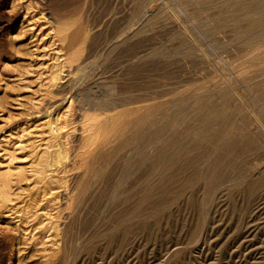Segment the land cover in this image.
I'll return each mask as SVG.
<instances>
[{
	"label": "rangeland",
	"instance_id": "obj_1",
	"mask_svg": "<svg viewBox=\"0 0 264 264\" xmlns=\"http://www.w3.org/2000/svg\"><path fill=\"white\" fill-rule=\"evenodd\" d=\"M22 1H24V2L22 3ZM30 1H31V3H29V4L32 6V9H30L29 11L24 10V8L22 6H24V5L26 6L27 3ZM30 1L29 0L28 1L27 0H21V1L20 0H11V1L10 0H0V3H1L0 4V8H1L0 9L1 10L0 11V38L3 37L2 39H0V67H1V69H0V104H1L0 105V125H1L0 126L1 127L0 128V175L1 174L3 175V173L8 171V170L10 171L11 175L13 172V175L11 178L12 184L10 183V187L8 188L9 190L7 189L4 192L5 198L2 196L1 191H0V199H1L0 200V214L6 215L7 213L8 214L11 213L12 210L13 211L15 210L18 212V213L15 212L16 213L15 214L12 211L11 214L13 217L10 216L11 214L9 216H6L7 218L4 217L5 215L4 216L0 215V228L2 227L0 230V235H1L0 236V243L2 242L0 245V249L3 250V252L0 250V257L1 256L3 257V258L1 257L2 259L0 260L1 261L0 264H4V263L5 264H55V263L56 264H66V263L67 264H264V191H263L264 186L259 187V183L256 184L257 180H258V182L264 180V174L262 175V177L260 179H256V180L255 179L251 180L250 178L246 179L247 177H244L246 174L245 170H248L249 168H253L255 165H258L260 163H264V155H263L264 154V148H263L264 147V145H263L264 144V140H263L264 139V107H263L264 106V86H263L264 85V76H261L259 74L260 69L256 68V67H253V69L249 73L244 75L245 77L243 75H237L235 73V67L237 66L236 63L238 61L237 59L244 56V54L247 51V46L244 44L245 35L239 33V29L241 27H243L244 25H247V24H245V23H247V21L244 20V21L240 22L239 24H237V26L228 27L226 29H223L222 31H220L221 26H219L221 24V21H223V19H225V18L227 19L231 15V12H233V13L239 12L241 10V6H237L233 9H228V10H227V8H212L211 7L208 10L207 4L208 3L212 4L215 0L214 1L213 0H211V1L210 0H152V1L148 0L147 3H145L146 0H133V1L132 0H109V1L108 0H81V1L80 0H78V1L77 0L76 1L75 0H66V2H65V0H56V3L55 2L53 3V0H50V1L49 0H41V1L30 0ZM139 1H140V4H139ZM143 1H145V2H143ZM17 2H19L20 4ZM75 2H76V5L74 4ZM78 2H80V3H78ZM68 3L71 5H75L76 8L74 6L69 5ZM49 4L51 5V7H49ZM143 4H144V6H143ZM17 5L19 6V8L17 7ZM35 5L36 6L38 5V7H36ZM47 5H48V7H47ZM67 5H69V8ZM82 5L83 6L85 5V6L83 7ZM199 6H200V8H199ZM71 7H74V9L78 13ZM80 7L82 9H80ZM138 7H140V9ZM143 7H147V8L154 7L153 16L147 14L146 16H144L142 18V16H141L142 10L141 9H143ZM161 7L164 9H162ZM50 8H52V9H50ZM77 8H79V9L77 10ZM14 9H15V11H14ZM84 9H86V10L82 13V11ZM34 10H37V12ZM79 10H81V11H79ZM4 11H6V12H4ZM10 11H11V13H10ZM53 11H55L56 13ZM60 11H63V12L60 13ZM223 11H225V12H223ZM2 12L5 14H3ZM21 12H22V14H21ZM27 12H28V14H27ZM64 12H65V14H64ZM75 13H76V16H75ZM38 14L39 15L43 14L41 18H40V16L38 18V19H40L39 21H41L40 23H39V21H37L38 19H36L38 17L37 16ZM67 14H68V16H66ZM228 14H230V15H228ZM15 15L17 17H15ZM24 15H25V17H24ZM46 15H48V16H46ZM55 15H56V17H55ZM22 16L24 18H26V17L27 18L24 19ZM43 16H45V17H43ZM60 16H62V18ZM49 17H50V19H49ZM54 17L55 18H57V17L61 18L60 21L62 20L63 21V22L61 21L62 23H64V21H65L66 24H68L71 21L69 23L70 25H68L69 26V32H68L69 34H73L77 30H79V31L81 30V33H82L81 37L75 41V43L73 44V47L71 48L72 50H70L69 53L65 49V43L58 40L59 39L58 36L60 35V32L58 30L59 24L57 23V20H55ZM217 17H220V18H217ZM11 18L13 20H11ZM45 18H46V21L44 20ZM51 18H52V20H51ZM63 18H64V20H63ZM77 18H80V19H77ZM48 19L50 21H48ZM219 19H220V21H219ZM140 21L143 23H141ZM144 21H146V22H144ZM216 21H217V23L218 22L219 23L217 24ZM31 22L34 24H37L34 29H30L31 28V27L29 28L30 25H27ZM20 23H22V24L20 25ZM38 23H39V25H38ZM45 24L47 26H45ZM77 24H79V25L82 24V26L84 25L85 27L80 26V27H82V29H81L79 27V25H77ZM213 24L215 27L213 26ZM19 25H20V27H19ZM241 25H243V26H241ZM24 26H26V27L24 28ZM77 27H79V29ZM18 28H20L22 32H20V29H18ZM28 28H29L30 34L27 32ZM55 28H57V31ZM245 28H246V26H245ZM48 29H50V30L52 29L53 31L51 30L52 31L51 32ZM262 29H263L262 27H258L256 29V32H259ZM18 30H19V32H18ZM37 30H38V32H37ZM82 30H83V32H82ZM41 31H42V34H41ZM45 31L47 32L48 35L45 34V36H44V33H46ZM79 31H77V32H79ZM7 32H9V33H7ZM20 33H22V34L20 35ZM51 33H53V34L56 33L54 35L55 36L57 35V37H55ZM86 33H87V36H86V38H84ZM222 33H224V34L222 35ZM18 35L20 36V38L21 37L22 38L18 39V37H17ZM24 35H26V36H24ZM33 35L34 36L36 35L35 38ZM83 35H84V37H83ZM188 36H189V39H187ZM36 37H37V39H36ZM115 37H117V38H115ZM31 38H32V40H31ZM90 38H91V40H89L90 41V43H89L88 39H90ZM38 39H41V40H38ZM46 40H47V42H46ZM57 42H59V43H57ZM118 42H120V43H118ZM47 43H48V45H47ZM50 43H53L54 45L58 44V47L56 45L54 46L53 44H52V46H53L52 47ZM49 44H50V46H49ZM83 45H85L86 47L85 48L82 47ZM23 48H25V50ZM41 48H42V50H40ZM91 48H92V50H91ZM56 49L59 51H56ZM60 50H63L62 52L64 54L67 52L68 55H72L71 65L75 69L72 66H70V64L66 63V65L63 69V71H64V76H62L63 80L61 82H62V84L64 83L63 84L64 86L66 85L67 89L65 88V90H64L63 89L64 86L60 82V84L58 86H60V88L63 87L62 90L58 86L51 87L49 90V91H51L49 93L52 94L53 100H55V101L50 100V98H51V97L49 98L50 94L48 97L45 98L46 100H44L43 96H41L40 94L43 95L44 93H42V92L44 90H47V88L49 86H51V83L49 84V81H50L49 79H50L51 73H53V68L56 66V63H57L56 57L60 53ZM51 51H53V52H51ZM83 51H84V53H83ZM76 52H78L77 55L74 54ZM224 52H225V54H224ZM54 55H56V56H54ZM21 56H23V57H21ZM29 56L31 58H29ZM47 56H48V58H47ZM84 56H86V57H84ZM87 56L89 58H92V60H90ZM50 57L52 59H55V62H54V60L52 61V59ZM233 57H234V59H233ZM83 58L88 59L86 65H85V66H87L86 71L88 73V76H87L88 79L86 78V79L81 80L80 77L82 75V69L83 68L82 69L76 68V64H77V62L80 63L79 61H81ZM202 58H203V60H202ZM203 61H205V63H203ZM72 63H75V64H72ZM94 63H96L98 66ZM204 64H207L209 68H207V66ZM38 66H41V67H38ZM44 66H45V68H44ZM50 66H51V69L49 68ZM77 66H78V64H77ZM15 67L17 69H15ZM95 67H97V68H95ZM46 68H48V69H46ZM89 68H91L90 71H89ZM18 69H20V70H18ZM34 70L36 71V73ZM70 72H71V74L68 75ZM27 73H28V76L26 75ZM32 73L35 75H33ZM232 73H234V74H232ZM20 74H22V75H20ZM42 75L45 77H42ZM47 75L48 76L50 75V76L47 77ZM218 77H220L219 80L221 82L218 80ZM261 77H263V78H261ZM36 78H37V80H36ZM42 78L43 79L45 78V79L43 80ZM33 80H34V84H33L34 87H33V85H31L33 83ZM39 80L42 82L41 83L38 82ZM245 80H246V82H245ZM29 81H30V83H29ZM89 81H91V82H89ZM100 81H102V82H100ZM208 82H209V84H208ZM216 82L221 83L222 87L220 89L219 88H213L214 85L216 84ZM8 83H9V85H8ZM42 83L44 86H41ZM46 83L48 84V86L46 85ZM35 85H37V86H35ZM26 86H28V87H26ZM46 86H47V88H45ZM255 86L257 89L255 88ZM78 87H79V90H78ZM203 87H204V90L206 87V91L203 90ZM28 88H30V89H28ZM35 88L37 91L35 90ZM52 88H53V90H52ZM24 89H26L27 91ZM30 90H32V91H30ZM54 90H55V92H54ZM86 90H87V92H86ZM115 90H116V92H115ZM33 91H36L35 96H34ZM61 91H64L63 92L64 95L67 94L68 91L70 93L68 92L69 94H67V96L65 95L66 97L63 96V98H65V99H63V98H61L62 97L61 94H63V93H61ZM31 92H33V93H31ZM72 92H73V94L71 95ZM82 92H84V93H82ZM54 93H56V96ZM76 93H79V94H76ZM30 96H32V97H30ZM73 96L75 97V99L72 98ZM55 97H57L58 100ZM70 98H72L74 100L72 106L75 107V109H73V110H72L73 107L69 108V106L71 105ZM81 98L85 102H83V101L81 102ZM62 99L65 100L64 101L65 104L63 107L64 109H62V111L66 110V109H70L72 111L71 112V111L66 110V112L63 111L62 114L65 116L64 113H66L67 118L69 117L68 113H69V115H71V113L74 114L73 119L75 122L71 125V127L70 126L69 127L71 128V130H73L75 132H74L73 138H69L68 140H67V137L65 134H64L65 136L63 135V137H62V140H65V138H66V141H62V142L65 143L64 146L66 145L65 147L68 151V155H69L68 156L69 157L68 166L69 167H67L66 171H62V168H60V167L58 168V167L53 165L54 168H56L58 170L56 172V169H53V166L52 167L49 166L50 162H51V158H49L50 157V150H49L50 145H48V144H50V140H49L50 136H49V134H46L47 129L45 128L46 129L45 130L43 127H41L42 126L40 124L41 121L35 120L33 122L31 120V118H29V115H28L29 112L28 111L32 110L34 113L43 112L46 109H48V107H49L47 105V103H49V102L55 103V102H58ZM33 100H36L37 102L40 100L39 103L41 104V102H42L43 105H40V104L38 105L35 101H34L35 103L33 102V104H32ZM66 100H68V101L66 102ZM225 100H227V102ZM229 101H230V104H227ZM28 102H30L32 105L28 104ZM147 102H154L156 104V107H157V113L152 120H149V119L144 120L145 119L144 118V119H142L143 121H141V119H137L139 117V116H137V114H135V113L132 114L131 112L130 113L128 112L126 114H128V115L130 114L129 115L130 118L128 115H126V117L124 119L125 122H123L122 125L125 124L126 127H128L129 129H126L125 125L122 127V125L119 124V126H116V129L118 130L117 132H115L116 130L113 132L112 131L113 129L111 130L112 133L109 132L110 130L108 131L110 134L107 131H105L108 133L107 135H109L110 140L107 139L108 137H107V135H104V132H103V134H101V139L102 138L104 139V141L101 140V143L105 142L106 139H107V141H110L109 144L107 141H106L107 143H105L106 147H107V145H109V147H108L109 150L105 151L106 148L103 147L104 149H103V151H101L102 149L99 148V150L101 149L100 152H99V150L97 151L99 154H97V152L94 151L89 155V157H88L89 159L87 158L88 155L86 153H83L80 150L81 149L80 147L83 146L84 141H85V140L82 141V138L84 137V139H85L84 135L87 134V132L84 134V130L82 129L83 127H81V126H83V120L81 121L82 124L80 122V119H83L82 115L84 113L88 112V114H92L93 112H95L93 114L96 116V113L100 112L101 113L100 118L102 120V119H104V118H102L104 114H109V113L111 114L113 112L120 111V109L122 110L125 108H130V107L132 108L135 105L144 104ZM237 104L239 107L236 106ZM27 105L31 106L32 109H30V107H28ZM233 105H235V106H233ZM45 106H48V107L43 108ZM77 106H78V108H77ZM228 106H230V107H228ZM17 107H20L21 109L23 107V109L21 110ZM37 107H39V109ZM83 107H84V109H83ZM224 107H226V109H224ZM229 108H231V109H229ZM25 109H26L27 114L25 113ZM206 109H214L215 111H220V112L227 111L228 112L229 117L231 119L230 120L231 123L228 125H230L229 126L230 129L232 128V126H234L235 129L233 127V130H235L236 132H234L232 129L230 130L229 127L227 128V126L223 127L225 130L224 132L228 131V129H229V131H228L229 133L228 132L227 133L229 135H231L230 137L227 136L228 142H226V143L227 144L229 143L228 145L234 146L236 151L233 148L234 150H231V151L222 150V152H221L218 150H213L214 149L212 147L213 145L211 143H208L207 141H204L202 143V137H201V134L199 133V131H202L204 124L201 122L202 119L200 120L199 116ZM128 110H130V109H126V111H128ZM32 111L30 113H33ZM232 111H233V113H232ZM247 111H248V113H247ZM21 112H23V113H21ZM98 113H97V115L99 116L100 113L99 114ZM160 113H162L163 115ZM165 113L168 115H166ZM243 113L245 115L247 113L248 116H245ZM23 114H25V115L23 116ZM231 114L234 115V117L233 116L231 117ZM63 115H62L63 119L61 120V125L64 123V126L66 125L65 127H67V124L65 123L67 118L64 119ZM77 115H79L80 117ZM238 115L240 116L241 119L238 117ZM25 116H27L29 119ZM159 116H164V117L160 118ZM181 116H182V118H180L181 119L180 120L179 117H181ZM131 117L134 118V120L136 119L134 123H133L134 120L132 121ZM176 117H178V118H176ZM244 117L246 119V122L244 120ZM126 118L128 119L127 122H126ZM13 119H15V120H13ZM78 119H79V122H78ZM171 119H172V121H171ZM137 120L138 121L140 120L141 122L140 121L139 122L141 124H139V122L136 123ZM147 120H149V121L147 122ZM175 120H176V122H175ZM242 120H244V121H242ZM27 122H29L30 124ZM35 122H36V124H35ZM143 122L148 123V125H146V124L144 125ZM151 122H153V123H151ZM251 122H252V124H251ZM149 123L153 127L152 128L150 126L151 129H153V130L149 129L150 132L148 130V128H150ZM177 123H178V125H176ZM133 124H134V127H133ZM137 124L141 125V126H136ZM152 124H155V125L153 126ZM221 124L225 125L220 120V121H216L215 123L209 124L210 125L209 127H210V129L217 130V129H219L217 127V125L221 126ZM32 125L33 126L35 125L34 127L36 130L32 127ZM73 125H78V126H76L78 129H79V125H80L81 128L78 130ZM127 125H129V126H127ZM211 125H212V127H211ZM238 125L240 127H238ZM248 125H249V127H248ZM257 125H258V127L260 126L259 127L260 129L257 127ZM11 126H12V128H11ZM72 126L75 127V129ZM120 126H121V128H120ZM142 126H143V129H142ZM213 126H215L216 128ZM246 126H247V128H249L248 130L251 129L250 130V131H252L251 136H250V134H248V136L247 135L245 136ZM39 127L41 129H43L42 130L43 133L41 132V129H39ZM65 127H64V129H65ZM136 127H137V129H139V128L142 129V131L144 130V127H145V129H147L148 133L146 130L143 131L144 133L146 131V133H145L146 135L141 130H140L141 133L137 129L133 130ZM17 128H19V129H17ZM32 128L34 130H32ZM185 128L187 131L185 130ZM240 128H242L241 129L242 133L239 131ZM243 128H245V130ZM64 129H63V131L65 132ZM81 129H82V132H81ZM220 129H221V127H220ZM256 129H259L260 132L257 131ZM24 130H27L28 132L31 131L32 133H30V135L26 134L27 132L25 131L26 132L25 133ZM44 130H45V132H44ZM123 130H125V131L123 132ZM136 130L138 131V133L136 132ZM237 130H238V132H237ZM242 130H244L245 132ZM131 131H135V132L133 133ZM152 131H154V132H152ZM190 131H192V135H191ZM193 131H194L195 135L193 134ZM261 131L263 132V134H261L262 133ZM39 132H41V133H39ZM254 132L255 133L259 132V133L258 134H252ZM22 133H23V135H22ZM80 133H83V134H81V136L83 135L82 137L80 135L78 136V134H80ZM124 133H128L129 136L132 135V138H130L131 136L129 137V136H127V134L125 135ZM197 133H198V135H197ZM32 134H33V136H31ZM112 134H115V135L111 136L112 138H110V135H112ZM19 135H20V138L23 136V138H22L23 141H20V142L23 144H25L24 142H26V145H25L26 147H24L23 144H21L19 142V140H22L19 138ZM43 135H46V136L44 137ZM117 135H118V137H117ZM160 135L162 136L161 138H160ZM174 135H175V137L181 136L182 138H184L185 142L186 143L189 142V144L190 143L192 144L194 141H197L194 143L200 144L201 149L199 148L196 150V152L194 151V153L193 152L190 153L192 156V159H191L189 153H188L189 156L187 154L186 155L185 154L180 155V156H177L180 160H178L179 162H177L176 165L175 164L172 165V162H171L168 166L167 163L170 159L169 155L171 152L166 151V149H167V146H170V144L175 140ZM234 135L235 136L237 135V136L235 137ZM240 135L242 138L240 137ZM260 135H262V136H260ZM25 136H27V137H25ZM41 136L45 139V141L49 140L48 141L49 143L47 141L45 142ZM104 136H106L107 138H104ZM135 136H137V138ZM155 136L156 137L159 136L157 138L160 141ZM197 136L198 137L200 136L201 139L198 138ZM254 137L259 139V140H256L257 145L250 144V139L252 141V138H254ZM33 138H35V139H33ZM129 138L131 140H129ZM189 138H191V139H189ZM246 138L247 139L249 138V139L247 140ZM260 138H262V140ZM124 139H127V140H124ZM144 139H146V140H144ZM147 139L149 140V142H147L148 141ZM240 139H241V142L239 141ZM243 139L246 141V143L244 142ZM170 140H173V141H171V143H170ZM242 140L244 143L242 142ZM16 141H18V142H16ZM232 141H233V143H232ZM235 141H236V146H235ZM247 141H248V143H247ZM262 141H263V143H262ZM44 142L46 144H44ZM80 142H82V143H80ZM139 142H141V143H139ZM41 143H43V144H41ZM71 143L76 148L79 145L78 149L79 148L80 149L79 150L77 149V151H76V148L72 147ZM201 143L206 145V147L204 145L201 146ZM1 144H2V146H1ZM29 144H30V147H29ZM76 144H77V146H76ZM145 144H146V146H145ZM156 144H158V145H156ZM244 144H247V145H244ZM138 145H140L141 147ZM153 145H155V146L153 147ZM258 145H260L259 146L260 148L258 147L259 149L257 148ZM262 145H263V147H262ZM17 146H19V148H20V146H23L22 148L24 149V153H23V149L22 148L18 149ZM31 146H33V147H31ZM44 146L47 147L46 150L48 149V153L44 149L45 148ZM165 146H166V148H165ZM178 146L184 147V145L182 143H180V145H178ZM142 147H143V149H141ZM245 147H246V149H245ZM35 148H36V150H35ZM12 149H15L14 152ZM28 149H29V151L27 152L26 150H28ZM37 149L39 152L37 151ZM86 149H87V147H86ZM136 149H137V154H136ZM145 149L147 152L144 151ZM202 149H204L205 153H204V151H202ZM20 150H22V151H20ZM83 150H84V152L87 151L85 149H83ZM207 150H210L211 153H209V151L207 152ZM253 150H254V152H252ZM257 150L259 152L260 151L261 152L260 153L255 152ZM19 151L22 153H20ZM225 151H227V152H225ZM4 152H8V153L6 154ZM15 152L18 154H16ZM41 152L44 154L47 153V154H45L47 156H45L43 154L41 155ZM76 152H79V155ZM95 152H96V154H94ZM105 152H106V154H104ZM233 152H235V153H233ZM246 152H249V154H247ZM70 154H71V157H70ZM75 154H77L78 157L80 156V158H82L81 157L82 155H85V156L87 155L85 157V159L87 158L86 160H88V161L85 162L84 160H82V162L84 161V163L87 164L92 160L91 161L92 163H89L90 166L88 164L85 166V164H84L85 167H82V165L80 167L79 162H81V160H80V158H78L80 161L77 160V155L75 156ZM203 154H204V156H203ZM251 154H252V156H251ZM258 154H260L261 157ZM7 155L9 157V159L7 158ZM199 155L202 157L200 158ZM232 155L235 157V159H234V157H232ZM256 155L259 156L260 158L255 157ZM74 156L76 158H73ZM105 156L107 158H110V166L106 167V168H105V166L109 165V163H108L109 161L107 162L108 159ZM126 156H127V159H126ZM161 156H162V158H161ZM183 156H185V157H183ZM193 156L195 158H193ZM2 157H4L5 159H3ZM96 157H98V158H96ZM99 157L101 158V160ZM182 157L184 158V160H182L183 159ZM189 157H190V159H189ZM197 157H199V159ZM228 157H229V159H228ZM237 157H238V159H236ZM246 157H247V159H246ZM25 158H28V159H25ZM43 158H45V160H47V161H45ZM92 158H94L95 161ZM102 158L104 160H102ZM159 158H160V160H159ZM219 158L223 159L222 167H224V168L216 167L217 165L213 164L214 163L213 160L216 161ZM239 158H241L240 163H239ZM13 159H15L16 161H14ZM18 159H21V160H18ZM37 159H39L38 160L39 162L37 161ZM82 159H84V158H82ZM157 159L161 163L156 161ZM243 159H245V161H242ZM259 159L263 162H261ZM24 160H27V161H24ZM75 160H76V162H75ZM96 160H98L100 162L98 163V161H96ZM192 160H195L196 163H195V161H194V163H192L193 162ZM224 160L225 161L227 160V161L225 162ZM228 160H231V161H228ZM70 161H72V163ZM102 161H104V162H102ZM189 161L191 162V164L188 163ZM200 161L202 164L200 163ZM41 162L43 164H40ZM45 162H47L49 165ZM96 162H97V164H96ZM144 162H146V163H144ZM152 162L153 163L156 162L155 164L159 163V166L156 168V171H158V172L154 171L155 174L154 173L151 174V172H152L151 169H152V165H153ZM224 162L226 163V165ZM231 162H233V163L231 164ZM241 162H243L244 165L246 164L245 165L246 167H243V164L240 165ZM7 163H9L8 167H7ZM162 163H163V165H162ZM81 164H83V163H81ZM91 164H93V165L96 164V166H93V165L91 166ZM105 164H107V165H105ZM127 164H128V166H127ZM180 164H181V166H180ZM188 164H189V166H188ZM237 164H239V165H237ZM17 165L19 166V168L22 167L21 169L23 170V173H24L22 177H24V178H22V177L20 178L18 176L16 177V174H17L16 168L18 167ZM26 165H27V167L29 166L27 169L25 167ZM46 165H48L49 167ZM161 165H162V168H160ZM183 165H184V167H183ZM213 165H215L216 168ZM233 165H237L236 169L239 168L238 169L239 171L236 169H233L234 170L233 172L230 171L232 169L229 170L231 173H233L232 175L235 177L233 180L231 179L232 175H230V174H228L229 176L227 175V173H230L229 171L224 173V175H225L224 179L225 180L221 181L222 183L220 185L217 182H215L214 179L208 177V175L213 173L214 170H217L218 168L223 170V169H225V166L226 167H229V166L232 167ZM101 166H104V168ZM166 166H167V169H166ZM207 166L209 167V169ZM241 166L243 167L242 171H240V168H242ZM40 167L42 169H44L43 170L44 174H43ZM79 167H80V169H79ZM89 167H91L92 173L94 171H96L93 174L97 175L98 178L100 177L99 179L97 177H94V175H92V173H90L91 172V170H90L89 175H92L94 177L91 180L92 176L88 175V170H87V169H90ZM92 167H94V168L96 167V169H97V167H99V168H101V170L103 172L101 173V170L99 168L98 169L100 171L99 170L97 171L96 169H93ZM126 167H127V169H126ZM129 167H131V168L129 169ZM172 167L174 168V170H176L177 173H175V171L173 170ZM175 167H177V168H175ZM193 167H195L194 170L197 171V173L195 171H194L195 173H193ZM38 168H39V170H38ZM84 168L85 169L87 168V169L85 170ZM171 168H172V170H171ZM28 169H29V172L27 171ZM35 169L37 171H35ZM75 169L77 170V172ZM103 169H105V171ZM168 169L170 172L172 171L171 174L169 173ZM180 169L182 170V172L184 170V172L185 173L187 172V173L182 174ZM1 170L3 173L1 172ZM46 170L49 171L48 174H47ZM70 170H72V173ZM84 170L86 171L88 177L85 174ZM31 171H32V173H31ZM59 171L62 173L64 172V173L60 174ZM125 171L127 173H125ZM163 171H167V172H163ZM173 171L175 173V176L177 175L176 176L177 178L173 177V175H172V174H174ZM199 171H200V176H198ZM25 172H27V173L25 174ZM33 172H35V173H33ZM98 172H100V174H102V175H100ZM189 172H191V175L189 174ZM234 172L239 175V178L242 177L239 181L242 180V182H244V183H242V182L240 183L237 180L238 185L242 184L241 187L234 185V183H235L234 180L239 179L236 177L238 175L234 174ZM83 173L85 174V176L83 175ZM31 174L35 175V176L33 175L35 180L33 179ZM125 174H126V176H125ZM162 174H163V176L165 174V176L163 177L164 179L161 177ZM166 174H167V176H166ZM187 174L189 175V177H187L188 176ZM58 175H60V176H58ZM122 175H123V177H122ZM178 175L180 176V178L182 180L180 178H178L179 177ZM183 175H185V177ZM1 176H0V178H1ZM101 176H102V178H101ZM171 176L174 180L171 178ZM233 176H232V178H233ZM29 177H30L29 180H31V178L33 180L28 181L27 179ZM117 177H119V179L122 178V181L126 178L123 181L124 183L126 182L125 183L126 185L122 186V185H124V183L121 180H119ZM165 177H167V179ZM168 177L171 179H168ZM186 177H187L186 180H188L187 182H190L193 179L190 177H194V179L192 180L195 182L194 184L195 185L197 184L196 186H198V184L200 183V185L198 187H196L195 185L191 186L190 184L185 182L186 180L184 178H186ZM13 178L15 179L14 180L15 184H13ZM53 178H55L56 180L58 179V180L56 181ZM87 178H89L90 180ZM96 178L99 181V183H98L99 187L97 186V183L95 182V181H97ZM128 178H129V180H128ZM205 178H207V179H205ZM110 179L112 181H110ZM148 179H150V180H148ZM161 179H162V182L163 181L165 182V184L162 186H161L162 182H160ZM165 179H166V181H165ZM198 179H200V180L198 181ZM210 179H211V181L213 180L212 182L213 183L215 182L216 184L215 183L214 184L217 186H215L212 182H210ZM115 180L116 181L119 180L118 182H121V184L122 183L123 184L121 185L120 183L116 182ZM126 180H128V181H126ZM139 180L141 182H139ZM206 180H207V182H206ZM253 180H255V181H253ZM59 181H61V183ZM90 181L92 182V185L90 184L91 183ZM108 181H110V183ZM249 181H250V183H249ZM251 181H253L252 184H251ZM93 182H95L94 184L96 186L93 184ZM166 182H167V184H170L171 186H174V187L172 188L170 185H167ZM232 182H234V183H232ZM245 182H246V184H245ZM107 183L110 186H107L108 185ZM112 183H115V184L118 183V184L115 185ZM179 183H181V185H179ZM224 183H225V185H227V183H228V185L225 186ZM253 183L255 184L256 187L254 189H250V187L253 185ZM37 184L40 186H38ZM47 184H48V186H47ZM119 184L121 185L120 187L117 188L119 191L116 190V188L113 189V187H117V185L119 186ZM158 184H160V185L158 186ZM12 185H15V186L13 187ZM87 185H90V186H87ZM93 185L95 187H93ZM100 185H102V187H100ZM150 185H153L154 188ZM166 185L168 187L170 186L172 188V189L169 188L172 192H170V190L167 191L168 187H166ZM175 185H177L178 189H180V193H179V190H177V187ZM185 185H187V186H185ZM247 185L250 187H248ZM81 186H83V188H80L78 190L75 188V187L79 188ZM182 186H183V188H182ZM73 187L75 189H73ZM89 187L92 188V189L90 188L92 191H93V189L96 188L94 194L91 193L92 191L89 189ZM158 187H161V188L159 189ZM163 187L165 189H162ZM97 188H99V189H97ZM100 188H103L104 190L100 189ZM121 188L122 189L124 188V189L121 190ZM132 188L133 189L135 188V190L136 189L137 190L133 191ZM189 188H191L192 190L191 189L189 190ZM260 188H261V191H260ZM49 189H51L50 193H49V191H50ZM85 189L87 190L86 192H85ZM130 189H132V190H130ZM151 189H153V190L155 189V191H153V190L151 191ZM161 189H162V192H161ZM217 189H218V191H217ZM230 189L232 190V193H231ZM257 189H259V190H257ZM83 190L85 193L84 192L81 193ZM96 190H97V192H96ZM106 190L107 191H110V190L114 191L115 190L118 193L112 192L114 194V195H112L111 192H110V194L108 192V194H107ZM125 190L126 191L130 190L131 192L130 191H128V192L130 193L131 196ZM228 190H230V191H228ZM53 191H54V193H53ZM73 191H75L76 193ZM123 191H124V194L127 193V194H125L127 196H125V197L122 196V195H124ZM176 191H177V193H176ZM184 191H185V196H184ZM189 191H190V194H189ZM192 191H196V192L192 193ZM87 192L88 193L90 192V193L86 194ZM103 192H104V194H103ZM142 192H144V193H142ZM151 192L154 194L156 193L155 196L151 197L153 195ZM167 192H168V194H167ZM181 192H182V194H183L182 196L184 198L182 196H179V195H181ZM251 192H253V193H251ZM55 193H57V194L55 195ZM97 193H98V195H97ZM100 193H101V195H100ZM169 193L170 194L172 193L173 195L175 194L176 197H175V195L173 196L172 194L170 195ZM51 194H53V195H51ZM77 194H80V195H77ZM115 194H117L119 196L117 197V195H115ZM145 194H147V195H145ZM159 194H162V195H159ZM46 195H47V197H46ZM104 195H105V197H104ZM108 195H109V198L106 197ZM110 195H112L113 197ZM193 195H194V197H193ZM202 195H203V197H202ZM16 196L19 197L20 199L17 198ZM49 196H50V198L55 196L53 198L55 200H53L52 198L51 199L48 198ZM144 196H146L145 198H147L145 201H143L145 199ZM158 196L159 197L162 196V197L158 198ZM195 196H197V198ZM9 197H10V199H12L11 201H10ZM122 197H124V198L122 199ZM130 197H132V198H130ZM6 198H7V200H6ZM99 198L101 200L103 198V201L106 200L105 203L103 201L99 200ZM127 198L128 199L130 198V199L128 200ZM141 198L142 199L144 198L142 200V202H140ZM70 199L71 200L75 199V200H72V202H71ZM163 199H164V201H163ZM38 200H39V202H38ZM82 200H84V201H82ZM113 200H115L116 202ZM154 200H156V201H154ZM7 201L9 202V204H7L8 203ZM76 201H77V203H76ZM117 201H118V203H117ZM138 201L140 202V204L138 203ZM165 201L167 203H170V208H169L168 204H167L168 206L165 205V203H164ZM177 201L178 202L180 201V202L178 203ZM54 202H55V204H54ZM73 202H75L74 205L72 204L74 207H72V205H71V203H73ZM106 202H108V203H106ZM174 202L177 204H175ZM50 203H52L53 205H51ZM99 203L100 204L102 203L101 206L103 205L101 209H100L101 206L99 205ZM110 203H111V205H110ZM141 203H143L144 205H142ZM77 204H78V206H77ZM105 204H106V206H105ZM4 205H7L6 207L9 208L10 210L7 209ZM8 205H10L11 207ZM12 205L15 208H13ZM135 205L139 209L141 208L140 211L138 208H135L136 207ZM139 205H141V207H139ZM19 206H21V207H19ZM76 206L79 208H77ZM2 207H4V208H2ZM34 208H36V209H34ZM55 208H57V209H55ZM216 208H217V210H216ZM3 209L4 210L6 209V210L4 211ZM52 209H55V210L53 211ZM135 209H137L139 212L136 211ZM7 210H8V212H7ZM55 211L57 212L56 214H55ZM133 211H134V213H132ZM25 213H27V214H25ZM135 213H137V214H135ZM46 214H47V216H46ZM24 216H25V218H24ZM49 216H52L51 218L53 220L56 219L55 221L57 223L55 221H53L52 219H50ZM31 218L33 220L29 221V219H31ZM37 220H38V222H37ZM46 220H47V222H46ZM48 220H49V222H50V220H52V222H50V224H49ZM69 221H72V222L70 223ZM42 222H43V224H42ZM39 224H41V225H39ZM22 225H24V226H22ZM25 225H27V227ZM49 225H50V227H49ZM60 225H62V228ZM99 225H101L102 227ZM38 226H40V229ZM45 226L47 227L48 231L45 229L46 228ZM59 226H60V228H59ZM3 227L6 228L7 230L6 229L4 230ZM49 228H51L52 230L51 229L49 230ZM33 229H35V230H33ZM61 230H62V232H61ZM21 231H24V232H21ZM30 232H32V234ZM58 233H59V235H57ZM63 234H65V235L63 236ZM107 235H108V237H107ZM36 236H37V238H35ZM17 237H18V239H17ZM20 237H22V238H20ZM26 237L28 240L26 239ZM41 239H42V241H41ZM11 241H13V242L11 243ZM17 242H18V244H17ZM50 242H52V243H50ZM82 244H84V245H82ZM36 245L39 246L38 249H37ZM46 246H48V247H46ZM27 247H29V248H27ZM177 247H179V248H177ZM180 248H181V250H180ZM173 249H177V251L174 252ZM32 250H34V251H32ZM38 250L40 251V253ZM179 250H180V252H179ZM84 251H86V252H84ZM21 252H23L24 254ZM30 252L32 255L30 254ZM34 252H36V253H34ZM2 253H3V255H2ZM17 254H18V256H17ZM42 258H44V259L42 260ZM19 259H20V261H19ZM3 260H4V262H3ZM27 260H28V262H27ZM54 261H55V263H54Z\"/></svg>",
	"mask_w": 264,
	"mask_h": 264
},
{
	"label": "bare ground",
	"instance_id": "obj_2",
	"mask_svg": "<svg viewBox=\"0 0 264 264\" xmlns=\"http://www.w3.org/2000/svg\"><path fill=\"white\" fill-rule=\"evenodd\" d=\"M11 1V0H10ZM21 1V0H20ZM28 1V0H27ZM30 1V0H29ZM33 1V0H32ZM39 1H41V0H39ZM50 1V0H49ZM76 1V0H75ZM78 1V0H77ZM81 1V0H80ZM109 1V0H108ZM133 1V0H132ZM150 1H152V0H150ZM211 1V0H210ZM214 1V0H213ZM24 1H22V3H23ZM56 3V0H53V3ZM65 2H66V0H65ZM70 2V1H69ZM143 2H145V1H143ZM148 2V0H146V2L145 3H147ZM154 2V1H153ZM190 2V1H189ZM197 2V1H196ZM208 2V1H207ZM16 3V2H15ZM17 3H19V2H17ZM26 3V2H25ZM29 3H31V1L30 2H28L27 3V5L25 6H22L23 8H24V10H26V11H29L30 9H32V6L29 4ZM35 3V2H34ZM71 3V2H70ZM73 3V2H72ZM78 3H80V2H78ZM83 3V2H82ZM91 3V2H90ZM1 4V3H0ZM4 4V3H3ZM20 4V3H19ZM18 4V5H19ZM69 4V3H68ZM75 5H76V2L74 3ZM126 4V3H125ZM139 4H140V1H139ZM11 5V4H10ZM15 5V4H14ZM17 5V7L19 8V6ZM22 5V4H21ZM54 5V4H53ZM69 5H71V4H69ZM69 5H67L68 6V8H69ZM75 5H71V6H74L75 8H76V6ZM78 5V4H77ZM81 5V4H80ZM89 5V4H88ZM149 5V4H148ZM16 6V5H15ZM36 6V5H35ZM64 6V5H63ZM66 6V5H65ZM83 6V5H82ZM85 6V5H84ZM83 6V7H84ZM143 6H144V4H143ZM237 6H241V10L239 11V12H236V13H233V12H231V15L230 14H228V15H230L227 19L225 18V19H223V21H221V24L219 25V26H221V30L220 31H222L223 29H226V28H228V27H235V26H237V24H239L240 22H242V21H247V23H245V24H247V25H241V26H243V27H241L240 29H239V33H241V34H243V35H245V40H244V44L247 46V51H246V53L244 54V56H242V57H240L239 59H237L238 61H237V66L235 67V73L237 74V75H246L247 73H249L252 69H253V67H256V68H259L260 69V75L261 76H264V0H215L212 4H207V9L209 10V8H227V10L228 9H233V8H235V7H237ZM36 7H38V5L36 6ZM46 7V6H45ZM47 7H48V5H47ZM49 7H51V5L49 4ZM74 7H71V8H73L74 9ZM89 7V6H88ZM87 8V7H86ZM139 9H140V7H138ZM162 8V7H161ZM199 8H200V6H199ZM1 9V8H0ZM10 9V8H9ZM12 9V8H11ZM34 9V8H33ZM50 9H52V8H50ZM49 9V10H50ZM72 9V10H73ZM79 8H77V10H78ZM80 9H82L81 7H80ZM110 9V8H109ZM156 9V8H155ZM162 9H164V8H162ZM75 10V9H74ZM86 9H84L83 11H82V13L85 11ZM142 10V13H141V16H142V18L144 17V16H146L147 14L148 15H151V16H153V14H154V7H151V8H147V7H143V9H141ZM211 10V9H210ZM222 10V9H221ZM225 10V9H224ZM236 10V9H235ZM1 11V10H0ZM14 11H15V9H14ZM34 11H36L37 12V10H34ZM51 11V10H50ZM76 11V10H75ZM74 11V12H75ZM79 11H81V10H79ZM4 12H6V11H4ZM24 12V11H23ZM35 12V13H36ZM53 12H55V11H53ZM61 12H63V11H60V13ZM77 12V11H76ZM223 12H225V11H223ZM228 12V11H227ZM3 13V12H2ZM10 13H11V11H10ZM40 13V12H39ZM43 13V12H42ZM56 13V12H55ZM78 13V12H77ZM229 13V12H228ZM3 14H5V13H3ZM14 14V13H13ZM21 14H22V12H21ZM24 14V13H23ZM27 14H28V12H27ZM34 14V13H33ZM47 14V13H46ZM63 14V13H62ZM64 14H65V12H64ZM163 14V13H162ZM42 15L43 14H41V15H37L38 17L36 18V19H38L39 18V16H40V18L42 17ZM49 15V14H48ZM48 15H46V16H48ZM82 15V14H81ZM120 15V14H119ZM118 15V16H119ZM178 15V14H177ZM192 15V14H191ZM20 16V15H19ZM50 16V15H49ZM66 16H68V14L66 15ZM75 16H76V13H75ZM79 16V15H78ZM135 16V15H134ZM163 16V15H162ZM213 16V15H212ZM217 16V15H216ZM15 17H17L16 15H15ZM14 17V18H15ZM23 17V16H22ZM24 17H25V15H24ZM23 17V18H24ZM31 17V16H30ZM43 17H45V16H43ZM55 17H56V15H55ZM54 17V18H55ZM61 18H62V16H60ZM116 17V16H115ZM201 17V16H200ZM203 17V16H202ZM27 18V17H26ZM26 18H24V19H26ZM58 18V19H57ZM57 18H55V20H57V23L59 24V27H58V30H59V32H60V35L58 36L59 37V39L58 40H60L61 42H64L65 43V49L68 51V53L70 52V50H72L71 48L73 47V44L75 43V41L78 39V38H80L81 37V30L79 31V30H77V31H79V32H74L73 34H69L68 32H69V26L68 25H70L69 23L71 22H69L68 24H66L65 23V21H64V23H62L61 21H60V19L61 18H59V17H57ZM147 18V17H146ZM145 18V19H146ZM158 18V17H157ZM217 18H220V17H217ZM8 19V18H7ZM49 19H50V17H49ZM48 19V21H50ZM77 19H80V18H77ZM84 19V18H83ZM141 19V18H140ZM144 19V20H145ZM203 19V18H202ZM11 20H13L12 18H11ZM10 20V21H11ZM29 20V19H28ZM40 19H38L37 21H39ZM45 21H46V18L44 19ZM51 20H52V18H51ZM63 20H64V18H63ZM67 20V19H66ZM142 20V19H141ZM152 20V19H151ZM33 21V20H32ZM44 21V22H45ZM69 21V20H68ZM77 21V20H76ZM167 21V20H166ZM218 21V20H217ZM217 21H216V23H217ZM219 21H220V19H219ZM17 22V21H16ZM24 22V21H23ZM30 22V21H29ZM41 21H39V23H40ZM80 22V21H79ZM109 22V21H108ZM138 22V21H137ZM141 22V21H140ZM144 22H146V21H144ZM199 22V21H198ZM209 22V21H208ZM28 23V22H27ZM26 23V24H27ZM39 23H38V25H39ZM46 23V22H45ZM50 23V22H49ZM52 23V22H51ZM106 23V22H105ZM116 23V22H115ZM139 23V22H138ZM141 23H143V22H141ZM140 23V24H141ZM215 23V22H214ZM219 23V22H218ZM217 23V24H218ZM7 24V23H6ZM11 24V23H10ZM22 23H20V25H21ZM25 24V25H26ZM43 24V23H42ZM48 24V23H47ZM72 24V23H71ZM147 24V23H146ZM145 24V25H146ZM175 24V23H174ZM205 24V23H204ZM208 24V23H207ZM20 25H19V27H20ZM27 25H30L29 26V28L30 29H34L35 27H36V25L37 24H34V23H29V24H27ZM51 25V24H50ZM77 25H79V24H77ZM134 25V24H133ZM138 25V24H137ZM176 25V24H175ZM4 26V25H3ZM43 26V25H42ZM45 26H47L46 24H45ZM55 26V25H54ZM80 26H82V24L81 25H79V27ZM84 26V25H83ZM82 26V27H83ZM166 26V25H165ZM213 26H214V24H213ZM245 26H246V28H245ZM22 27V26H21ZM26 26H24V28H25ZM79 27H77L78 29H79ZM82 27H80L81 29H82ZM85 27V26H84ZM143 27V26H142ZM215 27V26H214ZM258 27H262L263 29L261 30V31H259V32H256V29L258 28ZM29 28H28V30H27V32L29 33ZM41 28V27H40ZM43 28V27H42ZM53 28V27H52ZM117 28V27H116ZM219 28V27H218ZM15 29V28H14ZM18 29H20V28H18ZM38 29V28H37ZM56 29V31H57V28H55ZM93 29V28H92ZM114 29V28H113ZM144 29V28H143ZM9 30V29H8ZM16 30V29H15ZM26 30V29H25ZM48 30H50V29H48ZM52 30V29H51ZM50 30V31H51ZM115 30V29H114ZM127 30V29H126ZM32 31V30H31ZM36 31V30H35ZM53 31V30H52ZM51 31V32H52ZM86 31V30H85ZM238 31V30H237ZM10 32V31H9ZM9 32H7V33H9ZM18 32H19V30H18ZM20 32H22L21 31V29H20ZM37 32H38V30H37ZM40 32V31H39ZM46 32V31H45ZM82 32H83V30H82ZM88 32V31H87ZM93 32V31H92ZM216 32V31H215ZM5 33V32H4ZM26 33V32H25ZM27 33V34H28ZM33 33V32H32ZM232 33V32H231ZM22 33H20V35H21ZM26 34V35H27ZM30 34V33H29ZM28 34V35H29ZM41 34H42V31H41ZM45 34H47V32L46 33H44V36H45ZM51 34H53V33H51ZM54 34H56V33H54ZM53 34V35H54ZM102 34V33H101ZM224 33H222V35H223ZM4 35V34H3ZM26 35H24V36H26ZM48 35V34H47ZM209 35V34H208ZM214 35V34H213ZM231 35V34H230ZM233 35V34H232ZM2 36V35H1ZM23 36V35H22ZM34 36V35H33ZM32 36V37H33ZM36 36V35H35ZM35 36H34V38H35ZM38 36V35H37ZM55 36V35H54ZM86 36H87V33H86V35H85V37H84V35H83V37L84 38H86ZM128 36V35H127ZM221 36V35H220ZM229 36V35H228ZM18 37V39L20 38V36L18 35L17 36ZM52 37V36H51ZM55 37H57V35L55 36ZM109 37V36H108ZM107 37V38H108ZM113 37V36H112ZM225 37V36H224ZM244 37V36H243ZM3 38V37H2ZM2 38H0V39H2ZM13 38V37H12ZM22 38V37H21ZM20 38V39H21ZM46 38V37H45ZM115 38H117V37H115ZM187 38V37H186ZM217 38V37H216ZM221 38V37H220ZM36 39H37V37H36ZM49 39V38H48ZM187 39H189V36H188V38ZM244 39V38H243ZM242 39V40H243ZM16 40V39H15ZM30 40V39H29ZM31 40H32V38H31ZM38 40H41V39H38ZM51 40V39H50ZM49 40V41H50ZM89 40H91V38L90 39H88V41ZM181 40V39H180ZM219 40V39H218ZM221 40V39H220ZM224 40V39H223ZM45 41V40H44ZM29 42V41H28ZM37 42V41H36ZM43 42V41H42ZM46 42H47V40H46ZM86 42V41H85ZM92 42V41H91ZM39 43V42H38ZM41 43V42H40ZM57 43H59V42H57ZM88 43V42H87ZM89 43H90V41H89ZM118 43H120V42H118ZM171 43V42H170ZM51 44V46H52V44L53 43H50ZM50 44H49V46H50ZM85 44V43H84ZM42 45V44H41ZM47 45H48V43H47ZM54 45V44H53ZM56 45V44H55ZM54 45V46H55ZM61 45V44H60ZM221 45V44H220ZM241 45V44H240ZM37 46V45H36ZM39 46V45H38ZM46 46V45H45ZM57 47H58V44L56 45ZM78 46V45H77ZM40 47V46H39ZM42 47V46H41ZM53 47V46H52ZM56 47V48H57ZM82 47H86L85 45H83ZM91 47V46H90ZM93 47V46H92ZM171 47V46H170ZM48 48V47H47ZM76 48V47H75ZM83 48V49H84ZM116 48V47H115ZM188 48V47H187ZM186 48V49H187ZM198 48V47H197ZM242 48V47H241ZM24 50H25V48H23ZM31 49V48H30ZM53 49V48H52ZM59 49V48H58ZM87 49V48H86ZM40 50H42V48L40 49ZM64 50V49H63ZM63 50H60V53L57 55V57H56V61H57V63H56V66L53 68V73H51V76H50V81H49V84L51 83V86H49L48 88H47V86H48V84L46 83V87L45 88H47V90H44L42 93H44L43 95L42 94H40L41 96H43V99L44 100H46L45 98L46 97H48L49 96V92H51V91H49L50 90V88L51 87H55V86H58L59 84H60V82L63 80V77L62 76H64V71H63V69H64V67H65V65H66V63H68V64H70V66H72L71 65V60H72V55H68V53L66 52L65 54L62 52ZM91 50H92V48H91ZM27 51V50H26ZM56 51H59V50H57L56 49ZM55 51V52H56ZM78 51V50H77ZM188 51V50H187ZM51 52H53V51H51ZM54 52V53H55ZM97 52V51H96ZM124 52V51H123ZM37 53V52H36ZM77 53L78 52H76V53H74V54H76L77 55ZM83 53H84V51H83ZM189 53V52H188ZM24 54V53H23ZM39 54V53H38ZM44 54V53H43ZM42 54V55H43ZM49 54V53H48ZM224 54H225V52H224ZM29 55V54H28ZM33 55V54H32ZM37 55V54H36ZM84 55V54H83ZM87 55V54H86ZM105 55V54H104ZM41 56V55H40ZM49 56V55H48ZM48 56H47V58H48ZM51 56V55H50ZM54 56H56V55H54ZM18 57V56H17ZM20 57V56H19ZM21 57H23V56H21ZM45 57V56H44ZM43 57V58H44ZM84 57H86V56H84ZM88 57V56H87ZM231 57V56H230ZM29 58H31L30 56H29ZM41 58V57H40ZM51 58V57H50ZM77 58V57H76ZM89 58V57H88ZM99 58V57H98ZM136 58V57H135ZM224 58V57H223ZM227 58V57H226ZM39 59V58H38ZM42 59V58H41ZM52 59V58H51ZM78 59V58H77ZM90 60H92V58H89ZM233 59H234V57H233ZM30 60V59H29ZM54 60V62H55V59H52V61ZM100 60V59H99ZM202 60H203V58H202ZM87 61H88V59H85V58H83L81 61H79L80 63H78L77 62V64H78V66H77V64H76V68H78V69H82V75H81V80L82 79H86L87 78V76H88V73H87V71H86V68H87V66H85L86 65V63H87ZM102 61V60H101ZM51 62V61H50ZM95 62V61H94ZM218 62V61H217ZM228 62V61H227ZM98 63V62H97ZM203 63H205V61H203ZM29 64V63H28ZM53 64V63H52ZM51 64V65H52ZM72 64H75V63H72ZM94 64H96V63H94ZM100 64V63H99ZM195 64V63H194ZM202 64V63H201ZM24 65V64H23ZM97 65V64H96ZM204 65H206L207 66V68H209L208 67V65L207 64H204ZM25 66V65H24ZM29 66V65H28ZM98 66V65H97ZM229 66V65H228ZM227 66V67H228ZM19 67V66H18ZM38 67H41V66H38ZM73 67V66H72ZM71 67V68H72ZM89 67V66H88ZM4 68V67H3ZM30 68V67H29ZM44 68H45V66H44ZM50 69H51V66L49 67ZM74 68V67H73ZM94 68V67H93ZM95 68H97V67H95ZM217 68V67H216ZM0 69H1V67H0ZM15 69H17L16 67H15ZM38 69V68H37ZM46 69H48V68H46ZM75 69V68H74ZM90 69L91 68H89V71H90ZM3 70V69H2ZM1 70V71H2ZM18 70H20V69H18ZM39 70V69H38ZM66 70V69H65ZM204 70V69H203ZM35 71V70H34ZM49 71V70H48ZM47 71V72H48ZM72 71V70H71ZM216 71V70H215ZM17 72V71H16ZM40 72V71H39ZM44 72V71H43ZM46 72V73H47ZM50 72V71H49ZM52 72V71H51ZM73 72V71H72ZM2 73V72H1ZM35 73H36V71H35ZM38 73V72H37ZM66 73V72H65ZM81 73V72H80ZM30 74V73H29ZM33 74V73H32ZM49 74V73H48ZM71 74V72L68 74V75H70ZM209 74V73H208ZM222 74V73H221ZM232 74H234V73H232ZM235 74V75H236ZM20 75H22V74H20ZM27 76H28V73L26 74ZM31 75V74H30ZM33 75H35V74H33ZM45 75V74H44ZM95 75V74H94ZM219 75V74H218ZM226 75V74H225ZM228 75V74H227ZM230 75V74H229ZM32 76V75H31ZM46 76V75H45ZM45 76H43L42 75V77H45ZM48 75H47V77H49ZM224 76V75H223ZM233 76V75H232ZM22 77V76H21ZM38 77V76H37ZM208 77V76H207ZM236 77V76H235ZM239 77V76H238ZM245 77V76H244ZM250 77V76H249ZM17 78V77H16ZM26 78V77H25ZM66 78V77H65ZM79 78V79H80ZM215 78V77H214ZM219 78L220 77H218V80H219ZM261 78H263V77H261ZM23 79V78H22ZM43 79V78H42ZM45 79V78H44ZM43 79V80H44ZM88 79V78H87ZM204 79V78H203ZM222 79V78H221ZM243 79V78H242ZM12 80V79H11ZM26 80V79H25ZM36 80H37V78H36ZM35 80V81H36ZM48 80V79H47ZM46 80V81H47ZM71 80V79H70ZM205 80V79H204ZM244 80V79H243ZM16 81V80H15ZM23 81V80H22ZM32 81V80H31ZM66 81V80H65ZM220 81V80H219ZM255 81V80H254ZM18 82V81H17ZM24 82V81H23ZM22 82V83H23ZM38 82H42V81H38ZM83 82V81H82ZM89 82H91V81H89ZM100 82H102V81H100ZM206 82V81H205ZM210 82V81H209ZM209 82H208V84H209ZM221 82V81H220ZM245 82H246V80H245ZM4 83V82H3ZM25 83V82H24ZM27 83V82H26ZM29 83H30V81H29ZM39 83V84H40ZM44 83V82H43ZM43 83H42V85L41 86H44L43 85ZM109 83V82H108ZM34 84V80H33V83L31 84V85H33ZM37 84V83H36ZM61 84H62V82H61ZM64 84V83H63ZM62 84V85H63ZM102 84V83H101ZM111 84V83H110ZM8 85H9V83H8ZM18 85V84H17ZM61 85V86H62ZM98 85V84H97ZM225 85V84H224ZM232 85V84H231ZM246 85V84H245ZM255 85V84H254ZM29 86V85H28ZM28 86H26V87H28ZM35 86H37V85H35ZM40 86V87H41ZM64 86V85H63ZM73 86V85H72ZM102 86V85H101ZM207 86V85H206ZM211 86V85H210ZM234 86V85H233ZM264 86V85H263ZM20 87V86H19ZM32 87V86H31ZM33 87H34V85H33ZM59 88H60V86H58ZM75 87V86H74ZM222 86H221V83H219V82H216V84L214 85V87L213 88H221ZM232 87V86H231ZM11 88V87H10ZM63 88V87H62ZM62 88H60L61 90H62ZM65 88H66V85L64 86V90H65ZM76 88V87H75ZM74 88V89H75ZM92 88V87H91ZM250 88V87H249ZM255 88H256V86H255ZM28 89H30V88H28ZM42 89V88H41ZM59 89V90H60ZM67 89V88H66ZM88 89V88H87ZM234 89V88H233ZM243 89V88H242ZM253 89V88H252ZM257 89V88H256ZM255 89V90H256ZM24 90H26V89H24ZM34 90V89H33ZM35 90H36V88H35ZM52 90H53V88H52ZM77 90V89H76ZM78 90H79V87H78ZM203 90H204V87H203ZM237 90V89H236ZM244 90V89H243ZM27 91V90H26ZM30 91H32V90H30ZM37 91V90H36ZM36 91H33L34 92V96H35V93H36ZM81 91V90H80ZM157 91V90H156ZM204 91H206V87H205V90ZM226 91V90H225ZM33 92H31V93H33ZM54 92H55V90H54ZM57 92V91H56ZM64 91H61V93H63ZM67 92V91H66ZM65 92V93H66ZM69 92V91H68ZM67 92V94H69ZM76 92V91H75ZM86 92H87V90H86ZM115 92H116V90H115ZM213 92V91H212ZM257 92V91H256ZM82 93H84V92H82ZM210 93V92H209ZM214 93V92H213ZM242 93V92H241ZM38 94V93H37ZM55 94V96H56V93H54ZM67 94H65L66 96H67ZM73 94V92L71 93V95ZM76 94H79V93H76ZM205 94V93H204ZM215 94V93H214ZM237 94V93H236ZM64 95V93L63 94H61V98H63V96H65ZM209 95V94H208ZM29 96V95H28ZM33 96V95H32ZM32 96H30V97H32ZM37 96V95H36ZM65 96V97H66ZM69 96V95H68ZM216 96V95H215ZM231 96V95H230ZM239 96V95H238ZM29 97V98H30ZM52 99H51V98ZM71 97V96H70ZM262 97V96H261ZM23 98V97H22ZM40 98V97H39ZM49 98H50V100L52 101L53 100V97H52V94H50V96H49ZM56 99H57V97H55ZM68 98V97H67ZM72 98H74L75 99V97L73 96ZM72 98H70V100H71V105L69 106V108L70 107H73L72 105H73V99ZM97 98V97H96ZM219 98V97H218ZM235 98V97H234ZM37 99V98H36ZM60 99V98H59ZM63 99H65V98H63ZM60 100V101H58V102H49V103H47V105L49 106H45V107H43V108H47L48 107V109H44L45 111H43V112H37V113H34L32 110H30V111H28L29 113H28V115H29V118H31V120L34 122L35 120H37V121H41L40 122V124L42 125L41 127H43L44 129L46 128L47 129V132H46V134H49V136H50V144H48V145H50L49 146V150H50V157L49 158H51V162H50V165L47 163V162H45V163H47L50 167H52L53 165L54 166H56V167H60V168H62V171H66V169H67V167H69L68 166V162H69V155H68V151H67V149H66V145L64 146V144L65 143H63L62 141H66V138H65V140H62V137H63V135L65 134L66 135V137H67V140L69 139V138H73V136H74V132L75 131H73V130H71V125L75 122L74 121V119H73V116H74V114L73 113H71V115H69V113H68V118H67V114L66 113H64L65 114V116L62 114V112L63 111H65L66 112V110L67 111H71L70 109H66V110H63L62 111V109H64L63 107H64V104H65V100ZM123 99V98H122ZM121 99V100H122ZM224 99V98H223ZM237 99V98H236ZM58 100V99H57ZM118 100V99H117ZM120 100V101H121ZM145 100V99H144ZM238 100V99H237ZM16 101V100H15ZM36 102L38 105L40 104L39 103V101L37 102L36 100H33L32 101V104H33V102ZM53 101H55V100H53ZM68 100H66V102H67ZM83 100H82V98H81V102H82ZM109 101V100H108ZM226 102H227V100H225ZM34 102V103H35ZM70 102V101H69ZM68 102V103H69ZM83 102H85V101H83ZM116 102V101H115ZM123 102V101H122ZM236 102V101H235ZM262 102V101H261ZM105 103V102H104ZM237 103V102H236ZM20 104V103H19ZM28 104H30V105H32L30 102H28ZM160 104V103H159ZM226 104V103H225ZM227 104H230V101L227 103ZM240 104V103H239ZM1 105V104H0ZM40 105H43L42 104V102H41V104ZM104 105V104H103ZM175 105V104H174ZM223 105V104H222ZM22 106V105H21ZM28 107H30V109H32L31 108V106H29V105H27ZM26 106V107H27ZM75 106V105H74ZM158 106V105H157ZM201 106V105H200ZM233 106H235V105H233ZM236 106H238V104L236 105ZM242 106V105H241ZM85 107V106H84ZM84 107H83V109H84ZM228 107H230V106H228ZM239 107V106H238ZM264 107V106H263ZM17 108H19V109H21L20 107H17ZM25 108V107H24ZM38 109H39V107H37ZM68 108V107H67ZM77 108H78V106H77ZM108 108V107H107ZM110 108V107H109ZM237 108V107H236ZM22 109H23V107H22ZM21 109V110H22ZM36 109V108H35ZM52 109V110H51ZM73 109H75V107H73L72 108V110ZM114 109V108H113ZM120 109V108H119ZM126 109H130V110H128V111H126ZM159 109V108H158ZM221 109V108H220ZM224 109H226V107H224ZM229 109H231V108H229ZM239 109V108H238ZM262 109V108H261ZM43 110V109H42ZM78 110V109H77ZM82 110V109H81ZM162 110V109H161ZM240 110V109H239ZM238 110V111H239ZM244 110V109H243ZM259 110V109H258ZM33 112V113H30V112ZM41 111V110H40ZM79 111V110H78ZM126 111V112H125ZM193 111V110H192ZM24 112V111H23ZM23 112H21V113H23ZM72 112V111H71ZM76 112V111H75ZM135 113V114H137V116H139L137 119H141V121H143L142 119H144V120H146V119H149V120H152L153 118H154V116L156 115V113H157V107H156V104L154 103V102H147V103H144V104H139V105H135L134 107H130V108H125V109H120V111H116V112H113V113H109V114H104L103 115V117L102 118H104V119H102L101 120V113H100V115L98 116L97 115V113H96V116L93 114V113H95V112H93L92 114H88V112L87 113H84L82 116H83V119H80V122L83 120V126H81V127H83L82 129L84 130V134L87 132V134L86 135H84L85 136V139H84V137L82 138V141L83 140H85L84 141V144H83V146H81L79 149L83 152V153H86L87 155V158L89 157V155L92 153V152H94V151H98L99 150V148H101L100 150L101 151H103V149L104 148H106L105 149V151H107V150H109V145H107V147L105 146L106 144L105 143H107L108 142V144H109V142L110 141H107V139H109V135H107L109 132H111V130L114 132L115 130V132H117L118 130L116 129V126H119V124H121L122 125V123L123 122H125L124 121V119H125V117H126V115H128V114H126V113ZM196 112V111H195ZM241 112V111H240ZM239 112V113H240ZM20 113V114H21ZM25 113H26V109H25ZM77 113V112H76ZM81 113V112H80ZM98 113V114H99ZM169 113V112H168ZM173 113V112H172ZM201 113V112H200ZM232 113H233V111H232ZM247 113H248V111H247ZM247 113H246V115L245 116H248L247 115ZM253 113V112H252ZM27 114V113H26ZM159 114V113H158ZM157 114V115H158ZM160 114H162V113H160ZM166 114V113H165ZM175 114V113H174ZM182 114V113H181ZM187 114V113H186ZM236 114V113H235ZM255 114V113H254ZM25 114H23V116H24ZM62 115L64 116V119L65 118H67L66 119V121H65V123L67 124V127H65L64 126V123L62 124L64 127H65V129H64V127L61 125V120L63 119V117H62ZM130 115V114H129ZM128 115V116H129ZM163 115V114H162ZM166 115H168V114H166ZM177 115V114H176ZM257 115V114H256ZM21 116V115H20ZM77 116H79V115H77ZM127 116V117H128ZM136 116V115H135ZM165 116V115H164ZM164 116H159L160 118L161 117H164ZM186 116V115H185ZM234 117V115H232L231 114V117ZM250 116V115H249ZM25 117H27V116H25ZM80 117V116H79ZM237 117V116H236ZM235 117V118H236ZM238 117L240 118V116L238 115ZM237 117V118H238ZM255 117V116H254ZM258 117V116H257ZM18 118V117H17ZM23 118V117H22ZM28 118V117H27ZM28 118V119H29ZM129 118H130V116H129ZM166 118V117H165ZM176 118H178V117H176ZM175 118V119H176ZM180 118H182V116L181 117H179V119ZM187 118V117H186ZM199 118H200V120H201V122L204 124V127L202 128V131H199V133L201 134V137H202V143L204 142V141H207L208 143H211L213 146V150H218V151H221L222 152V150H229V151H231V150H234L235 148H234V146H232V145H228L226 142H228L227 140H228V137H230L231 135H229L228 133V131H229V129H230V125H228V124H230L231 122H230V117H229V114H228V112L227 111H222V112H220V111H215L214 109H206V110H204L203 112H202V114L199 116ZM243 118V117H242ZM259 118V117H258ZM261 118V117H260ZM131 119H132V121L134 120V118H132L131 117ZM241 119V118H240ZM239 119V120H240ZM13 120H15V119H13ZM12 120V121H13ZM17 120V119H16ZM27 120V119H26ZM127 118H126V122H127ZM136 120V119H135ZM135 120L133 121V123L135 122ZM149 120H147V122L149 121ZM156 120V119H155ZM159 120V119H158ZM181 120V119H180ZM193 120V119H192ZM221 120V122L223 123V124H225V125H222L221 124V126H218L217 125V127L219 128V129H217V130H213V129H210V125L209 124H212V123H215L216 121H220ZM234 120V119H233ZM244 120H245V122H246V119H245V117H244ZM244 120H242V121H244ZM22 121V120H21ZM140 121V120H139ZM138 120H137V122L136 123H138L139 122ZM140 121V122H141ZM154 121V120H153ZM171 121H172V119H171ZM235 121V120H234ZM63 122V121H62ZM78 122H79V119H78ZM129 122V121H128ZM139 122V124H141ZM145 122V121H144ZM143 122V123H144ZM155 122V121H154ZM158 122V121H157ZM160 122V121H159ZM175 122H176V120H175ZM259 122V121H258ZM18 123V122H17ZM24 123V122H23ZM22 123V124H23ZM27 123H29V122H27ZM77 123V122H76ZM142 123V124H143ZM151 123H153V122H151ZM10 124V123H9ZM30 124V123H29ZM33 124V123H32ZM35 124H36V122H35ZM80 124V123H79ZM81 124H82V122H81ZM80 124V125H81ZM148 125V123H144V125ZM150 124V123H149ZM157 124V123H156ZM160 124V123H159ZM251 124H252V122H251ZM12 125V124H11ZM80 125H79V129L81 128L80 127ZM125 125V124H124ZM124 125H122V127L124 126ZM143 125V126H144ZM153 126L155 125V124H152ZM176 125H178V123L176 124ZM1 126V125H0ZM10 126V125H9ZM35 126V125H34ZM33 125H32V127L35 129V127H34ZM70 126V127H69ZM73 126H78V125H73ZM72 126V127H73ZM127 126H129V125H127ZM136 126H141V125H136ZM143 126H142V129H143ZM151 126V124L149 125V127ZM164 126V125H163ZM191 126V125H190ZM193 126V125H192ZM196 126V125H195ZM227 126V128L229 127V129H228V131H226V132H224L225 130H224V128L223 127H226ZM242 126V125H241ZM6 127V126H5ZM18 127V126H17ZM25 127V126H24ZM75 127H73L74 129H75ZM125 127H126V125H125ZM124 127V128H125ZM133 127H134V124H133ZM152 127V126H151ZM151 127L150 128H148V130L149 129H151ZM211 127H212V125H211ZM213 127H215V126H213ZM220 127H221V129H220ZM233 127L234 126H232V130H233ZM238 127H240L239 125H238ZM243 127V126H242ZM248 127H249V125H248ZM251 127V126H250ZM254 127V126H253ZM257 127H258V125H257ZM260 127V126H259ZM258 127V128H259ZM1 128V127H0ZM11 128H12V126H11ZM32 128V130H34ZM77 128V127H76ZM120 128H121V126H120ZM123 128V129H124ZM153 128V127H152ZM156 128V127H155ZM168 128V127H167ZM195 128V127H194ZM216 128V127H215ZM256 128V127H255ZM14 129V128H13ZM17 129H19V128H17ZM22 129V128H21ZM39 129H41L40 127H39ZM45 129V130H46ZM63 129L65 130V132L63 131ZM78 129V128H77ZM78 129V130H79ZM82 129H81V132H82ZM126 129H129L128 127H126ZM135 129H137V127L136 128H134L133 130H135ZM142 129H137V130H139V132L141 133V131H142ZM230 129V130H231ZM234 129H235V127H234ZM237 129V128H236ZM241 129L242 128H240L239 129V131L241 132ZM244 130H245V128H243ZM249 128H247V126H246V134H245V136L247 135L248 136V134H250V136H251V132L252 131H250V130H248ZM260 129V128H259ZM259 129H256L257 131H259L260 132V130ZM28 130V129H27ZM27 130H24V132L26 133V134H29L30 135V133H32L31 131L30 132H28ZM36 130V129H35ZM42 130L43 129H41V132H42ZM45 130H44V132H45ZM110 130V131H109ZM136 130V132L138 133V131ZM141 130V131H140ZM144 130H146L147 131V129H145V127H144ZM143 130V131H144ZM151 130H153V129H151ZM178 130V129H177ZM185 130H186V128H185ZM244 130H242V131H244ZM262 130V129H261ZM22 131V130H21ZM20 131V132H21ZM105 131H109L108 133L107 132H105ZM125 130H123V132H124ZM142 131V132H143ZM146 131H145V133H146ZM163 131V130H162ZM187 131V130H186ZM234 132H236L235 130H233ZM244 131V132H245ZM2 132V131H1ZM23 132V133H24ZM41 132H39V133H41ZM64 132V133H63ZM103 132H104V135H107V137L106 136H104V138H107L106 140H105V142H103V143H101V140L102 141H104V139L102 138L101 139V134H103ZM130 132V131H129ZM131 132H135V131H131ZM149 132H150V130H149ZM152 132H154V131H152ZM151 132V133H152ZM175 132V131H174ZM184 132V131H183ZM191 132V135H192V131H190ZM228 132V133H227ZM237 132H238V130H237ZM258 132V133H259ZM262 132V131H261ZM9 133V132H8ZM12 133V132H11ZM16 133V132H15ZM23 133H22V135H23ZM43 133V132H42ZM106 133V134H105ZM112 133V132H111ZM132 133V134H133ZM136 133V134H137ZM144 133V132H143ZM144 133V134H145ZM147 133H148V131H147ZM160 133V132H159ZM158 133V134H159ZM177 133V132H176ZM242 133V132H241ZM258 133H252V134H258ZM25 134V135H26ZM37 134V133H36ZM45 134V133H44ZM81 134H83V133H80V134H78V136L80 135L81 136ZM110 134V133H109ZM125 135L127 134V136H129L128 135V133H124ZM187 134V133H186ZM193 134H194V131H193ZM238 134V133H237ZM261 134H263V132L261 133ZM28 135V136H29ZM42 135V134H41ZM64 135V136H65ZM113 135H115V134H112V135H110V138H112L111 136H113ZM119 135V134H118ZM118 135H117V137H118ZM146 135V134H145ZM165 135V134H164ZM176 135V134H175ZM175 135H174V137H175ZM195 135V134H194ZM197 135H198V133H197ZM5 136V135H4ZM11 136V135H10ZM31 136H33V134L31 135ZM44 137L46 136V135H43ZM83 136V135H82ZM81 136V137H82ZM131 136V137H130ZM129 137L130 138H132V135H130ZM138 136V135H137ZM137 136H135L136 138H137ZM228 136V137H227ZM235 136V135H234ZM237 136V135H236ZM235 136V137H236ZM249 136V137H250ZM260 136H262V135H260ZM18 137V136H17ZM25 137H27V136H25ZM42 137V136H41ZM48 137V136H47ZM103 137V136H102ZM142 137V136H141ZM156 137V136H155ZM157 137H159V136H157ZM156 137V138H157ZM162 136L160 135V138H161ZM172 137V136H171ZM198 137V136H197ZM240 137H241V135H240ZM14 138V137H13ZM16 138V137H15ZM19 138H20V135H19ZM23 138V136L20 138V139H22ZM43 138V137H42ZM129 138V140H131ZM150 138V137H149ZM192 138V137H191ZM191 138H189V139H191ZM198 138H200V136L198 137ZM234 138V137H233ZM242 138V137H241ZM259 138V137H258ZM18 139V138H17ZM25 139V138H24ZM33 139H35V138H33ZM44 139V138H43ZM64 139V138H63ZM139 139V138H138ZM158 139V138H157ZM156 139V140H157ZM171 139V138H170ZM193 139V138H192ZM201 139V138H200ZM226 139V140H225ZM247 139V138H246ZM249 139V138H248ZM247 139V140H248ZM261 140H262V138H260ZM2 140V139H1ZM49 140H46L47 142L49 141ZM110 140V139H109ZM124 140H127V139H124ZM144 140H146V139H144ZM148 140V139H147ZM155 140V139H154ZM153 140V141H154ZM159 140V139H158ZM168 140V139H167ZM194 140V139H193ZM197 140V139H196ZM233 140V139H232ZM236 140V139H235ZM238 140V139H237ZM244 140V139H243ZM243 140H242V142H243ZM256 140H259V139H257V138H252V141H251V139H250V144H252V145H257V142H256ZM264 140V139H263ZM6 141V140H5ZM10 141V140H9ZM20 141H23V139L22 140H19V142ZM29 141V140H28ZM39 141V140H38ZM44 141H45V139H44ZM45 141V142H46ZM81 141V140H80ZM107 141V142H106ZM152 141V140H151ZM160 141V140H159ZM169 141V140H168ZM171 141H173V140H170V143H171ZM201 141V140H200ZM199 141V142H200ZM231 141V140H230ZM234 141V140H233ZM233 141H232V143H233ZM240 142H241V139L239 140ZM16 142H18V141H16ZM15 142V143H16ZM30 142V141H29ZM34 142V141H33ZM37 142V141H36ZM44 142V144H46ZM71 142V141H70ZM86 142V143H85ZM126 142V141H125ZM147 142H149V140L147 141ZM146 142V143H147ZM157 142V141H156ZM194 142H197V141H194ZM190 143L189 144V142L188 143H186L185 142V140H184V138H182L181 136H177V137H175V140L170 144V146H167V149H166V151H169V152H171L170 153V159H169V161H168V163H167V165L169 166V164L172 162V165H176L177 164V162H179L178 160H180L177 156H180V155H188V153L190 154V153H194V151L196 152V150L197 149H199L200 148V144H197V143ZM244 142L246 143V141L244 140ZM243 142V143H244ZM260 142V141H259ZM21 143V142H20ZM25 144H23V143H21V144H23V146L24 147H26L25 145H26V142H24ZM35 143V142H34ZM49 143V142H48ZM69 143V142H68ZM80 143H82V142H80ZM101 143V144H100ZM136 143V142H135ZM134 143V144H135ZM139 143H141V142H139ZM151 143V142H150ZM158 143V142H157ZM180 143H182L183 145H184V147L183 146H178V145H180ZM201 143V146H203L204 144H202ZM247 143H248V141H247ZM262 143H263V141H262ZM19 144V143H18ZM28 144V143H27ZM41 144H43V143H41ZM67 144V143H66ZM74 144V143H73ZM148 144V143H147ZM162 144V143H161ZM17 145V144H16ZM20 145V144H19ZM38 145V144H37ZM47 145V146H48ZM71 145H72V143H71ZM82 145V144H81ZM125 145V144H124ZM131 145V144H130ZM156 145H158V144H156ZM243 145V144H242ZM244 145H247V144H244ZM264 145V144H263ZM263 145H262V147H263ZM1 146H2V144H1ZM15 146V145H14ZM23 146H20V148H19V146H17V148L18 149H21ZM28 146V145H27ZM39 146V145H38ZM41 146V145H40ZM76 146H77V144H76ZM79 146V145H78ZM78 146H77V148L76 147H74V145H72V147H74V148H76V151H77V149H78ZM126 146V145H125ZM138 146H140V145H138ZM145 146H146V144H145ZM155 145H153V147H154ZM161 146V145H160ZM205 147H206V145H204ZM235 146H236V141H235ZM260 145H258L257 146V148L259 147ZM29 147H30V144H29ZM31 147H33V146H31ZM45 147V146H44ZM86 147H87V149H86ZM104 147V148H103ZM114 147V146H113ZM141 147V146H140ZM244 147V146H243ZM247 147V146H246ZM246 147H245V149H246ZM28 148V147H27ZM26 148V149H27ZM37 148V147H36ZM36 148H35V150H36ZM40 148V147H39ZM38 148V149H39ZM46 148L47 147H45L44 149L46 150ZM108 148V149H107ZM137 148V147H136ZM165 148H166V146H165ZM204 148V147H203ZM234 148V149H233ZM260 148V147H259ZM258 148V149H259ZM264 148V147H263ZM23 149V148H22ZM38 149H37V151H38ZM78 149V150H79ZM83 149H85V150H87L86 152H84V150ZM141 149H143V147L141 148ZM201 149V148H200ZM205 149V148H204ZM204 149H202V151H204ZM13 150V152H14V150L15 149H12ZM40 150V149H39ZM100 150H99V152H100ZM212 150V151H213ZM7 151V150H6ZM9 151V150H8ZM17 151V150H16ZM20 151H22V150H20ZM19 151V152H20ZM27 152L29 151V149L28 150H26ZM47 151V153H48V149L46 150ZM72 151V150H71ZM145 152H147L146 151V149L144 150ZM209 151V153H211L210 152V150H207V152ZM235 151H236V149H235ZM39 152V151H38ZM96 152L94 153V154H96ZM142 152V151H141ZM214 152V151H213ZM225 152H227V151H225ZM252 152H254V150L252 151ZM255 152H259L258 150L257 151H255ZM261 152V151H260ZM259 152V153H260ZM4 153H8V152H4ZM16 153V152H15ZM20 153H22V152H20ZM19 153V154H20ZM23 153H24V149H23ZM37 153V152H36ZM47 153H45V154H47ZM76 153H78V155H79V152H76ZM204 153H205V151H204ZM233 153H235V152H233ZM247 154H249V152H246ZM263 153V152H262ZM16 154H18V153H16ZM45 155L44 153H42L41 152V155ZM97 154H99L98 152H97ZM101 154V153H100ZM104 154H106V152L104 153ZM108 154V153H107ZM136 154H137V149H136ZM150 154V153H149ZM162 154V153H161ZM166 154V153H165ZM246 154V155H247ZM27 155V154H26ZM38 155V154H37ZM40 155V154H39ZM40 155V156H41ZM73 155V154H72ZM77 154H75V156H76ZM78 155H77V160H79L78 158H80V156L78 157ZM102 155V154H101ZM100 155V156H101ZM127 155V154H126ZM132 155V154H131ZM144 155V154H143ZM221 155V154H220ZM223 155V154H222ZM244 155V154H243ZM255 155V154H254ZM253 155V156H254ZM259 156H260V154H258ZM264 155V154H263ZM4 156V155H3ZM25 156V155H24ZM36 156V155H35ZM45 156H47V155H45ZM73 157V158H76V157ZM84 156V157H83ZM85 155H82L81 157L82 158H84V159H82V158H80V160H81V162H79V164H80V167H81V165H82V167H85L87 164L89 165V163H92L91 161L89 162V163H87V164H85L84 163V161L86 162V161H88V160H86L85 159V157H86ZM189 156V155H188ZM187 156V157H188ZM200 156V155H199ZM203 156H204V154H203ZM211 156V155H210ZM248 156V155H247ZM251 156H252V154H251ZM259 156H255V157H258V158H260ZM16 157V156H15ZM14 157V158H15ZM26 157V156H25ZM70 157H71V154H70ZM102 157V156H101ZM106 157V156H105ZM104 157V158H105ZM129 157V156H128ZM183 157H185V156H183ZM182 157V158H183ZM190 157H191V159H192V156H191V154H190ZM190 157H189V159H190ZM202 156H200V158H201ZM232 157H234L233 155H232ZM254 157V158H255ZM3 159H5L4 157H2ZM7 158L9 159V157H8V155H7ZM20 158V157H19ZM36 158V157H35ZM41 158V157H40ZM46 158V157H45ZM45 158H43L44 160H45ZM96 158H98V157H96ZM100 158V157H99ZM107 158V157H106ZM105 158V159H106ZM161 158H162V156H161ZM193 158H195L194 156H193ZM198 159H199V157H197ZM206 158V157H205ZM208 158V157H207ZM212 158V157H211ZM223 158V157H222ZM253 158V159H254ZM23 159V158H22ZM25 159H28V158H25ZM48 159V158H47ZM71 159V158H70ZM89 159V158H88ZM92 159H94V158H92ZM108 160H107V162L109 163V165L108 166H105V168L106 167H109L110 166V158H107ZM126 159H127V156H126ZM187 159V158H186ZM185 159V160H186ZM188 159V160H189ZM209 159V158H208ZM207 159V160H208ZM224 159V158H223ZM223 159H217L216 161H214L213 160V164H216L217 166L216 167H222V165H223ZM228 159H229V157H228ZM234 159H235V157H234ZM236 159H238V157L236 158ZM240 159L241 158H239V163H240ZM246 159H247V157H246ZM14 161H16L15 159H13ZM18 160H21V159H18ZM39 159H37V161H38ZM72 160V159H71ZM79 160V161H80ZM82 160H84L83 162H82ZM100 160H101V158H100ZM102 160H104L103 158H102ZM125 160V159H124ZM159 160H160V158H159ZM182 160H184V158L182 159ZM187 160V161H188ZM196 160V159H195ZM195 160H192L193 162L192 163H194V161ZM258 160V159H257ZM260 160V159H259ZM6 161V160H5ZM24 161H27V160H24ZM36 161V162H37ZM41 161V160H40ZM45 161H47V160H45ZM73 161V160H72ZM72 161H70L71 163H72ZM94 161H95V159H94ZM96 161H98V160H96ZM144 161V160H143ZM156 161H158V159L156 160ZM162 161V160H161ZM186 161V162H187ZM209 161V160H208ZM225 161V160H224ZM227 161V160H226ZM225 161V162H226ZM228 161H231V160H228ZM234 161V160H233ZM236 161V160H235ZM238 161V160H237ZM242 161H245V159H243ZM247 161V160H246ZM261 161V160H260ZM9 162V161H8ZM39 162V161H38ZM75 162H76V160H75ZM78 162V161H77ZM100 161H98V163H99ZM102 162H104V161H102ZM119 162V161H118ZM125 162V161H124ZM128 162V161H127ZM159 162V161H158ZM224 162V163H225ZM258 162V161H257ZM261 162H263V161H261ZM3 163V162H2ZM44 163V164H45ZM81 163H83V164H81ZM112 163V162H111ZM129 163V162H128ZM144 163H146V162H144ZM151 163V162H150ZM153 163V162H152ZM156 163V162H155ZM155 163H153V165H152V172H151V174L152 173H154V171H156V168L159 166V163H161V162H159V163H157V164H155ZM181 163V162H180ZM188 163H190L191 164V162L189 161ZM195 163H196V161H195ZM200 163H201V161H200ZM228 163V162H227ZM233 162H231V164H232ZM236 163V162H235ZM260 163V162H259ZM8 164L9 163H7V167H8ZM40 164H43L42 162L40 163ZM78 164V163H77ZM84 164H85V166H84ZM96 164H97V162H96ZM96 164L95 165H93V164H91V166L93 165V166H96ZM124 164V163H123ZM184 164V163H183ZM202 164V163H201ZM230 164V165H231ZM243 164V162H241V164L240 165H242ZM48 165H46V166H48ZM73 165V164H72ZM100 165V164H99ZM98 165V166H99ZM105 165H107V164H105ZM131 165V164H130ZM142 165V164H141ZM162 165H163V163H162ZM162 165H161V167L160 168H162ZM185 165V164H184ZM184 165H183V167H184ZM207 165V164H206ZM219 165V166H218ZM225 165H226V163H225ZM237 165H239V164H237ZM237 165H233L232 167H226L225 166V169H220V168H218L217 170H214V172L213 173H211L210 175H208V177H210V178H212V179H214V181L215 182H217L219 185L222 183L221 181H223V180H225L224 178H225V175H224V173H226V172H228L230 169H232V170H230V171H234L233 169H236L237 167ZM246 165V164H245ZM244 164H243V167H246ZM18 166V165H17ZM22 166V165H21ZM20 166V167H21ZM24 166V165H23ZM41 166V165H40ZM48 166V167H49ZM54 166H53V169H56V168H54ZM79 166V165H78ZM90 166V165H89ZM112 166V165H111ZM127 166H128V164H127ZM143 166V165H142ZM180 166H181V164H180ZM188 166H189V164H188ZM197 166V165H196ZM199 166V165H198ZM214 167H215V165H213ZM253 166V165H252ZM14 167V166H13ZM26 167V169L29 167H27V165L25 166ZM36 167V166H35ZM42 167V166H41ZM40 167V168H41ZM45 167V166H44ZM80 167H79V169H80ZM101 167H103L104 168V166H101ZM174 167V166H173ZM172 167V168H173ZM178 167V166H177ZM177 167H175V168H177ZM208 167V166H207ZM215 167V168H216ZM240 167V166H239ZM242 167V166H241ZM243 167L242 168H240V171H242V169H243ZM22 168V167H21ZM21 168H19V166L16 168L17 169V171H16V177L18 176V177H22L23 176V170L21 169ZM43 168V167H42ZM41 168V170H42V172H43V170L44 169H42ZM46 168V167H45ZM90 169H87L88 170V175H89V171L91 170V167H89ZM93 169H96V167L94 168V167H92ZM99 167H97V171L100 169L101 170V168H99ZM131 167H129V169H130ZM159 168V169H160ZM172 168H171V170H172ZM179 168V167H178ZM213 168V167H212ZM222 168H224V167H222ZM2 169V168H1ZM10 169V168H9ZM12 169V168H11ZM25 169V170H26ZM47 169V168H46ZM52 169V168H51ZM74 169V168H73ZM72 169V170H73ZM83 169V168H82ZM85 169V168H84ZM85 169V170H86ZM125 169V168H124ZM126 169H127V167H126ZM166 169H167V166H166ZM191 169V168H190ZM195 169V167H193V173H197V171H195L194 170ZM199 169V168H198ZM208 169H209V167H208ZM211 169V168H210ZM239 169V168H238ZM238 169H236V170H238ZM24 170V171H25ZM33 170V169H32ZM38 170H39V168H38ZM40 170V171H41ZM49 170V169H48ZM72 170H70L71 171V173H72ZM76 170V169H75ZM84 170V171H85ZM99 170V171H100ZM104 171H105V169H103ZM107 170V169H106ZM117 170V169H116ZM142 170V169H141ZM150 170V171H151ZM161 170V169H160ZM159 170V171H160ZM173 170H174V168H173ZM181 170V169H180ZM212 170V169H211ZM210 170V171H211ZM6 171V170H5ZM28 172H29V169L27 170ZM35 171H37L36 169H35ZM58 170L56 169V172H57ZM168 171H169V169H168ZM175 171V173H177L176 172V170H174ZM174 171H173V173H174ZM188 171V170H187ZM191 171V170H190ZM195 171V172H194ZM229 171V172H230ZM239 171V170H238ZM246 171V174H245V176L244 177H247L246 179H248V178H250L251 180L252 179H260L261 177H262V175L264 174V163H260V164H258V165H255L253 168H249L248 170H245ZM1 172H2V170H1ZM46 172H47V174L49 173V171H47L46 170ZM55 172V173H56ZM76 172H77V170H76ZM96 171H94L93 173H95ZM103 171L101 170V173H102ZM156 172H158V171H156ZM163 172H167V171H163ZM172 172V171H171ZM171 172L169 171V173L171 174ZM181 172H182V170H181ZM180 172V173H181ZM203 172V171H202ZM237 172V171H236ZM3 173V172H2ZM27 172H25V174H26ZM31 173H32V171H31ZM33 173H35V172H33ZM59 173L61 174L62 172H60L59 171ZM64 173V172H63ZM62 173V174H63ZM90 173H92V170H91V172ZM92 173V175H94V177H97V175H95V174H93ZM99 174H100V172H98ZM97 173V174H98ZM125 173H127L126 171H125ZM162 173V172H161ZM168 173V174H169ZM175 173L174 174H172L173 175V177H176L175 176ZM179 173V174H180ZM183 173H185L184 172V170H183V172H182V174ZM187 173V172H186ZM185 173V174H186ZM199 173V175L198 176H200V171L198 172ZM207 173V172H206ZM238 173V172H237ZM241 173V172H240ZM43 174H44V172H43ZM46 174V175H47ZM57 174V173H56ZM67 174V173H66ZM65 174V175H66ZM85 174L87 175V173H86V171H85ZM85 174L83 173V175L85 176ZM98 174V175H99ZM116 174V173H115ZM155 174V173H154ZM181 174V175H182ZM189 174L191 175V172H189ZM202 174V173H201ZM228 174H230V175H232L233 173H227V175ZM234 174H236L235 172H234ZM239 174V173H238ZM238 174H236V175H238ZM2 175V174H1ZM0 175V176H1ZM12 175H13V172H12ZM12 175H11V173H10V171L8 170V171H6V172H4L3 173V175L1 176V178H0V191H1V194H2V196L4 197V192L10 187V183L12 184ZM32 175V174H31ZM30 175V176H31ZM34 175V174H33ZM33 175H32V177H33ZM52 175V174H51ZM71 175V174H70ZM80 175V174H79ZM88 175H87V177H88ZM92 175H89V176H92ZM100 175H102V174H100ZM104 175V174H103ZM128 175V174H127ZM133 175V174H132ZM188 175V174H187ZM186 175V176H187ZM240 175V174H239ZM239 175L238 176H236L237 178H239ZM26 176V175H25ZM35 176V175H34ZM58 176H60V175H58ZM125 176H126V174H125ZM131 176V175H130ZM129 176V177H130ZM164 176H165V174H164ZM163 176V174L161 175V177L163 178L164 177ZM166 176H167V174H166ZM169 176V175H168ZM179 176V175H178ZM184 177H185V175H183ZM202 176V175H201ZM229 176V175H228ZM233 176V175H232ZM232 176H231V179L233 180L235 177L233 176V178H232ZM241 176V175H240ZM15 177V176H14ZM27 177V176H26ZM52 177V176H51ZM50 177V178H51ZM93 176L91 177V180H92V178H94ZM121 177V176H120ZM122 177H123V175H122ZM155 177V176H154ZM160 177V176H159ZM182 177V176H181ZM187 177H189V175L187 176ZM187 177L186 178H184L185 180L187 179ZM207 177V176H206ZM22 178H24V177H22ZM49 178V179H50ZM90 178V177H89ZM89 178H87V179H89ZM98 178V177H97ZM96 178V179H97ZM100 178V177H99ZM98 178V179H99ZM101 178H102V176H101ZM118 179H119V177H117ZM166 179H167V177H165ZM171 178H172V176H171ZM171 178H169L168 177V179H171ZM177 178V177H176ZM178 178H180V176L178 177ZM190 178H193L194 179V177H190ZM199 178V177H198ZM229 178V177H228ZM227 178V179H228ZM242 178V177H241ZM241 178H239V179H236V180H234L235 181V183L234 182H232V183H234V185H236V186H242V184L240 185H238V183H237V180L239 181ZM17 179V178H16ZM26 179V178H25ZM24 179V180H25ZM30 179V177L27 179L28 181H31V180H35V178L33 177V179L31 178V180H29ZM44 179V178H43ZM52 179V178H51ZM50 179V180H51ZM53 179H55V178H53ZM81 179V178H80ZM98 179H97V181H95L96 183H97V186H98V183H99V181H98ZM109 179V178H108ZM124 179V178H123ZM126 179V178H125ZM124 179V180H125ZM157 179V178H156ZM164 179V178H163ZM166 179H165V181H166ZM173 179V178H172ZM181 179V178H180ZM192 179V180H193ZM205 179H207V178H205ZM245 179V180H246ZM14 178H13V184H15L14 183ZM26 180V181H27ZM56 180V179H55ZM58 180V179H57ZM56 180V181H57ZM75 180V179H74ZM90 180V179H89ZM102 180V179H101ZM119 180H121L122 181V178L121 179H119ZM119 180H115L116 182H118ZM123 180V181H124ZM128 180H129V178H128ZM128 180H126V181H128ZM143 180V179H142ZM145 180V179H144ZM148 180H150V179H148ZM174 180V179H173ZM182 180V179H181ZM184 180V181H185ZM191 180V179H190ZM190 181V182H187L188 180H186L185 182H187L188 184H190L191 186H193V185H195L194 183V181ZM200 179H198V181H199ZM209 180V179H208ZM255 180H253V181H255ZM48 181V180H47ZM55 181V182H56ZM87 181V180H86ZM94 181V180H93ZM110 181H112L111 179H110ZM110 181H108L109 183H110ZM122 181V182H123ZM146 181V180H145ZM169 181V180H168ZM180 181V180H179ZM183 181V182H184ZM213 181V180H212ZM211 181V179H210V182H212ZM247 181V180H246ZM253 181H251V184H252V182ZM25 182V181H24ZM40 182V181H39ZM60 183H61V181H59ZM91 182V181H90ZM89 182V183H90ZM95 182H93V184L95 183ZM139 182H141L140 180H139ZM149 182V181H148ZM147 182V183H148ZM153 182V181H152ZM151 182V183H152ZM160 182H162V179H161V181ZM164 182V181H163ZM162 182V184H161V186L162 185H164L165 184V182L163 183ZM177 182V181H176ZM182 182V181H181ZM206 182H207V180H206ZM209 182V183H210ZM214 182V183H215ZM225 182V181H224ZM228 182V181H227ZM230 182V181H229ZM240 183L242 182V180L241 181H239ZM257 183L256 184H258L259 183V187L260 186H264V180L263 181H260V182H258V180L256 181ZM30 183V182H29ZM35 183V182H34ZM59 183V184H60ZM118 183H120L121 184V182H118ZM118 183H116V184H118ZM124 183V182H123ZM122 183V184H123ZM126 183V182H125ZM124 183V185H122V186H125L126 184ZM150 183V182H149ZM172 183V182H171ZM213 183V182H212ZM213 183V184H214ZM226 183V182H225ZM225 183H224V185H225ZM242 183H244V182H242ZM249 183H250V181H249ZM33 184V183H32ZM84 184V183H83ZM91 185H92V182L90 183ZM108 184V183H107ZM112 184H115V183H112ZM111 184V185H112ZM115 184V185H116ZM119 184V186L117 185V187H113V189H115L116 188V190H118L117 188L118 187H120L121 185ZM157 184V183H156ZM155 184V185H156ZM166 184H167V182H166ZM176 184V183H175ZM187 184V185H188ZM208 184V183H207ZM211 184V183H210ZM216 184V183H215ZM214 184V185H215ZM245 184H246V182H245ZM35 185V184H34ZM38 185V184H37ZM46 185V184H45ZM54 185V184H53ZM66 185V184H65ZM95 185V184H94ZM93 185V187H95ZM114 185V186H115ZM138 185V184H137ZM160 184H158V186H159ZM167 185H170V184H167ZM166 185V187H168ZM174 185V184H173ZM179 185H181V183H179ZM187 185H185V186H187ZM197 185V184H196ZM195 185V186H196ZM200 185V183L198 184V186ZM227 185H228V183H227ZM227 185H225V186H227ZM244 185V184H243ZM13 187L15 186V185H12ZM38 186H40V185H38ZM47 186H48V184H47ZM84 186V185H83ZM83 186H81V187H79V188H77V187H75L77 190L78 189H80V188H83ZM87 186H90V185H87ZM107 186H110L109 184L107 185ZM106 186V187H107ZM134 186V185H133ZM150 186H152L153 188H154V186L153 185H150ZM171 186V185H170ZM168 187V189H167V191L168 190H170L169 188H173L174 186H171V187ZM176 187H177V185H175ZM189 186V185H188ZM194 186V187H195ZM198 186H196V187H198ZM211 186V185H210ZM215 186H217V185H215ZM224 186V187H225ZM246 186V185H245ZM244 186V187H245ZM248 186V185H247ZM26 187V186H25ZM30 187V186H29ZM33 187V186H32ZM86 187V186H85ZM92 187V186H91ZM91 187H89V189L91 188ZM99 187V186H98ZM100 187H102V185H100ZM112 187V186H111ZM204 187V186H203ZM248 187H250V186H248ZM252 187V188H251ZM250 187V189H254L256 186H255V184L253 183V185ZM48 188V187H47ZM50 188V187H49ZM74 187H73V189H75ZM126 188V187H125ZM143 188V187H142ZM159 189L161 188V187H158ZM171 188V189H172ZM182 188H183V186H182ZM193 188V187H192ZM31 189V188H30ZM41 189V188H40ZM87 189V188H86ZM85 189V192L88 190H86ZM92 189V188H91ZM90 189V190H91ZM96 189V188H95ZM95 189H93V191L91 192L90 190V192L91 193H93L94 194V192H95ZM97 189H99V188H97ZM100 189H103V188H100ZM112 189V188H111ZM112 189V190H113ZM124 189V188H123ZM122 188H121V190H123ZM133 189V188H132ZM132 189H130V190H132ZM139 189V188H138ZM145 189V188H144ZM162 189H165L164 187L162 188ZM162 189H161V192H162ZM186 189V188H185ZM191 188H189V190H190ZM205 189V188H204ZM227 189V188H226ZM232 189V188H231ZM230 189V190H231ZM246 189V188H245ZM244 189V190H245ZM264 189V188H263ZM262 189V190H263ZM9 190V189H8ZM25 190V189H24ZM28 190V189H27ZM50 190V191H49ZM48 191H49V193L51 192V189H49ZM70 190V189H69ZM104 190V189H103ZM102 190V191H103ZM108 190V189H107ZM106 190V191H107ZM130 190H128V191H130ZM135 190V188L133 189V191ZM137 190V189H136ZM135 190V191H136ZM153 189H151V191H152ZM157 190V189H156ZM174 190V189H173ZM177 190H179V193H180V189H178V187H177ZM182 190V189H181ZM192 190V189H191ZM230 190H228V191H230ZM257 190H259V189H257ZM45 191V190H44ZM66 191V190H65ZM68 191V190H67ZM115 191V190H114ZM114 191H107V194H108V192H109V194H110V192L112 193H118V192H114ZM119 191V190H118ZM126 191V190H125ZM128 191H126L129 195H130V193L128 192ZM146 191V190H145ZM144 191V192H145ZM153 191H155V189L153 190ZM187 191V190H186ZM217 191H218V189H217ZM237 191V190H236ZM250 191V190H249ZM260 191H261V188H260ZM264 191V190H263ZM10 192V191H9ZM13 192V191H12ZM23 192V191H22ZM71 192V191H70ZM73 192H75V191H73ZM84 192V190L81 192V193H83ZM84 192V193H85ZM89 192V193H90ZM96 192H97V190H96ZM99 192V191H98ZM131 192V191H130ZM144 192H142V193H144ZM170 192H172L171 190H170ZM195 193L196 191H192V193ZM244 192V191H243ZM8 193V192H7ZM27 193V192H26ZM48 193V194H49ZM53 193H54V191H53ZM76 193V192H75ZM74 193V194H75ZM88 192L86 193V194H89ZM102 193V192H101ZM101 193H100V195H101ZM112 193V195H114ZM122 193V192H121ZM127 193H125V194H127ZM133 193V192H132ZM131 193V194H132ZM149 193V192H148ZM152 193V192H151ZM160 193V192H159ZM176 193H177V191H176ZM178 193V194H179ZM188 193V192H187ZM231 193H232V190H231ZM247 193V192H246ZM251 193H253V192H251ZM28 194V193H27ZM44 194V193H43ZM46 194V193H45ZM47 194V195H48ZM57 193H55V195H56ZM59 194V193H58ZM72 194V193H71ZM73 194V195H74ZM85 194V195H86ZM103 194H104V192H103ZM123 194H124V191H123ZM122 195V196H127V195ZM153 195L151 196V197H153V196H155V194L154 193H152ZM167 194H168V192H167ZM170 194V193H169ZM172 194V193H171ZM170 194V195H171ZM177 194V195H178ZM189 194H190V191H189ZM217 194V193H216ZM239 194V193H238ZM47 195H46V197H47ZM50 195V194H49ZM51 195H53V194H51ZM72 195V196H73ZM77 195H80V194H77ZM76 195V196H77ZM82 195V194H81ZM84 195V196H85ZM96 195V194H95ZM97 195H98V193H97ZM112 195H110V196H112ZM115 195H117V194H115ZM128 195V196H129ZM145 195H147V194H145ZM159 195H162V194H159ZM169 195V196H170ZM173 195V194H172ZM175 195V194H174ZM173 195V196H174ZM183 194H182V192H181V195H179V196H182ZM195 195V194H194ZM194 195H193V197H194ZM207 195V194H206ZM215 195V194H214ZM27 196V195H26ZM38 196V195H37ZM71 196V197H72ZM88 196V195H87ZM86 196V197H87ZM91 196V195H90ZM119 195H117V197H118ZM131 196V195H130ZM142 196V195H141ZM167 196V195H166ZM168 196V197H169ZM184 196H185V191H184ZM238 196V195H237ZM17 197V196H16ZM23 197V196H22ZM36 197V196H35ZM41 197V196H40ZM45 197V198H46ZM55 197V196H54ZM54 197H51L52 199L54 198ZM75 197V196H74ZM73 197V198H74ZM81 197V196H80ZM94 197V196H93ZM100 197V196H99ZM102 197V196H101ZM104 197H105V195H104ZM106 197H108L109 198V195L108 196H106ZM113 197V196H112ZM116 197V198H117ZM124 197H122V199L124 198ZM143 197V196H142ZM146 196H144V198H145ZM162 197V196H161ZM161 197H159L158 196V198H161ZM167 197V198H168ZM175 197H176V195H175ZM174 197V198H175ZM183 197V196H182ZM196 198H197V196H195ZM202 197H203V195H202ZM250 197V196H249ZM5 198V197H4ZM17 198H19V197H17ZM16 198V199H17ZM48 198H50V196L48 197ZM50 198V199H51ZM79 198V197H78ZM88 198V197H87ZM130 198H132V197H130ZM129 198V199H130ZM143 198V199H144ZM165 198V197H164ZM171 198V197H170ZM173 198V197H172ZM184 198V197H183ZM191 198V197H190ZM9 199H10V197H9ZM20 199V198H19ZM24 199V198H23ZM92 199V198H91ZM106 199V198H105ZM104 199V200H105ZM128 199V198H127ZM126 199V200H127ZM128 199V200H129ZM140 199V198H139ZM142 198H141V200H140V202H142V200H143ZM147 198H145L143 201H145ZM1 200V199H0ZM6 200H7V198H6ZM12 199H10V201H11ZM34 200V199H33ZM45 200V199H44ZM53 200H55V199H53ZM71 200V199H70ZM69 200V201H70ZM72 200H75V199H72ZM72 200H71V202H72ZM94 200V199H93ZM99 200H101L100 198H99ZM109 200V199H108ZM161 200V199H160ZM159 200V201H160ZM169 200V199H168ZM236 200V199H235ZM5 201V200H4ZM17 201V200H16ZM19 201V200H18ZM31 201V200H30ZM42 201V200H41ZM48 201V200H47ZM50 201V200H49ZM80 201V200H79ZM82 201H84V200H82ZM97 201V200H96ZM101 201H103V198H102V200ZM106 201V200H105ZM105 201H103L104 203H105ZM113 201H115V200H113ZM122 201V200H121ZM154 201H156V200H154ZM163 201H164V199H163ZM8 202V201H7ZM20 202V201H19ZM24 202V201H23ZM38 202H39V200H38ZM51 202V201H50ZM67 202V201H66ZM90 202V201H89ZM116 202V201H115ZM120 202V201H119ZM124 202V201H123ZM140 202L138 201V203L140 204ZM148 202V201H147ZM158 202V201H157ZM161 202V201H160ZM178 202V201H177ZM180 202V201H179ZM178 202V203H179ZM196 202V201H195ZM15 203V202H14ZM18 203V202H17ZM49 203V202H48ZM53 203V202H52ZM52 203H50L51 205H53ZM58 203V202H57ZM60 203V202H59ZM63 203V202H62ZM74 203L75 202H73V203H71V205L73 204L74 205ZM76 203H77V201H76ZM80 203V202H79ZM82 203V202H81ZM86 203V202H85ZM103 203V204H104ZM106 203H108V202H106ZM117 203H118V201H117ZM137 203V204H138ZM144 203V202H143ZM143 203H141L142 205H144ZM165 203V205H169V208H170V203H167L166 201L164 202ZM175 203V202H174ZM214 203V202H213ZM7 204H9V202L7 203ZM11 204V203H10ZM27 204V203H26ZM54 204H55V202H54ZM90 204V203H89ZM102 204V203H101ZM101 204L99 203V205L101 206ZM151 204V203H150ZM175 204H177V203H175ZM216 204V203H215ZM242 204V203H241ZM14 205V204H13ZM12 205V206H13ZM24 205V204H23ZM35 205V204H34ZM49 205V204H48ZM59 205V204H58ZM72 205V207H74ZM76 205V204H75ZM110 205H111V203H110ZM113 205V204H112ZM167 205V206H168ZM5 207L7 206V205H4ZM8 206H10V205H8ZM38 206V205H37ZM77 206H78V204H77ZM76 206V207H77ZM97 206V205H96ZM99 206V207H100ZM103 206V205H102ZM102 206L100 207V209L102 208ZM105 206H106V204H105ZM136 206V205H135ZM11 207V206H10ZM19 207H21V206H19ZM56 207V206H55ZM68 207V206H67ZM71 207V208H72ZM81 207V206H80ZM128 207V206H127ZM139 207H141V205H139ZM206 207V206H205ZM2 208H4V207H2ZM7 208V207H6ZM13 208H15L14 206H13ZM32 208V207H31ZM77 208H79V207H77ZM84 208V207H83ZM104 208V207H103ZM135 208H138L137 206L135 207ZM155 208V207H154ZM7 209H9V208H7ZM12 209V208H11ZM17 209V208H16ZM25 209V208H24ZM34 209H36V208H34ZM39 209V208H38ZM55 209H57V208H55ZM55 209H52L53 211L55 210ZM105 209V208H104ZM107 209V208H106ZM139 209V208H138ZM141 209V208H140ZM140 209H139V211H140ZM4 210V209H3ZM6 210V209H5ZM4 210V211H5ZM10 210V209H9ZM22 210V209H21ZM26 210V209H25ZM70 210V209H69ZM68 210V211H69ZM84 210V209H83ZM97 210V209H96ZM99 210V209H98ZM110 210V209H109ZM136 211H138L137 209H135ZM168 210V209H167ZM216 210H217V208H216ZM13 211V210H12ZM12 211H11V213H12ZM57 211V210H56ZM55 211V214L57 213ZM59 211V210H58ZM138 211V212H139ZM142 211V210H141ZM223 211V210H222ZM7 212H8V210H7ZM14 213L15 212H17V211H13ZM26 212V211H25ZM34 212V211H33ZM159 212V211H158ZM238 212V211H237ZM2 213V212H1ZM11 213H7L5 216L3 215V214H0V215H2V216H4L5 218H7L6 216H9ZM13 213V214H14ZM18 213V212H17ZM21 213V212H20ZM41 213V212H40ZM49 213V212H48ZM72 213V212H71ZM103 213V212H102ZM126 213V212H125ZM132 213H134V211L132 212ZM131 213V214H132ZM226 213V212H225ZM16 214V213H15ZM22 214V213H21ZM25 214H27V213H25ZM32 214V213H31ZM37 214V213H36ZM35 214V215H36ZM135 214H137V213H135ZM30 215V214H29ZM38 215V214H37ZM99 215V214H98ZM165 215V214H164ZM10 216H12V214L10 215ZM22 216V215H21ZM31 216V215H30ZM33 216V215H32ZM46 216H47V214H46ZM57 216V215H56ZM61 216V215H60ZM102 216V215H101ZM100 216V217H101ZM178 216V215H177ZM13 217V216H12ZM36 217V216H35ZM34 217V218H35ZM52 216H49V218L50 219H52L51 218ZM59 217V216H58ZM68 217V216H67ZM75 217V216H74ZM91 217V216H90ZM116 217V216H115ZM130 217V216H129ZM204 217V216H203ZM236 217V216H235ZM16 218V217H15ZM24 218H25V216H24ZM48 218V219H49ZM56 218V217H55ZM131 218V217H130ZM9 219V218H8ZM73 219V218H72ZM76 219V218H75ZM132 219V218H131ZM197 219V218H196ZM12 220V219H11ZM10 220V221H11ZM30 220H33L32 218L31 219H29V221ZM35 220V219H34ZM53 220V219H52ZM52 220H50V222H52ZM56 220V219H55ZM55 220H53V221H55ZM66 220V219H65ZM74 220V219H73ZM64 221V220H63ZM106 221V220H105ZM202 221V220H201ZM209 221V220H208ZM239 221V220H238ZM37 222H38V220H37ZM46 222H47V220H46ZM48 222H49V220H48ZM50 222H49V224H50ZM56 222V221H55ZM70 223L72 222V221H69ZM31 223V222H30ZM45 223V222H44ZM57 223V222H56ZM170 223V222H169ZM175 223V222H174ZM238 223V222H237ZM42 224H43V222H42ZM47 224V223H46ZM39 225H41V224H39ZM53 225V224H52ZM63 225V224H62ZM62 225H60L61 226V228H62ZM66 225V224H65ZM21 226V225H20ZM22 226H24V225H22ZM26 227H27V225H25ZM30 226V225H29ZM37 226V225H36ZM60 226H59V228H60ZM99 226H101V225H99ZM248 226V225H247ZM246 226V227H247ZM7 227V226H6ZM39 227V229H40V226H38ZM46 227V226H45ZM49 227H50V225H49ZM102 227V226H101ZM110 227V226H109ZM149 227V226H148ZM2 228V227H1ZM1 228H0V230H1ZM4 228V227H3ZM9 228V227H8ZM72 228V227H71ZM81 228V227H80ZM119 228V227H118ZM155 228V227H154ZM259 228V227H258ZM6 228H4V230H5ZM14 229V228H13ZM36 229V228H35ZM35 229H33V230H35ZM38 229V228H37ZM46 230H47V227L45 228ZM44 229V230H45ZM51 228H49V230H50ZM218 229V228H217ZM7 230V229H6ZM17 230V229H16ZM31 230V229H30ZM52 230V229H51ZM66 230V229H65ZM68 230V229H67ZM108 230V229H107ZM153 230V229H152ZM207 230V229H206ZM14 231V230H13ZM48 231V230H47ZM250 231V230H249ZM9 232V231H8ZM21 232H24V231H21ZM35 232V231H34ZM61 232H62V230H61ZM60 232V233H61ZM2 233V232H1ZM16 233V232H15ZM18 233V232H17ZM28 233V232H27ZM31 234H32V232H30ZM37 233V232H36ZM41 233V232H40ZM48 233V232H47ZM181 233V232H180ZM4 234V233H3ZM22 234V233H21ZM39 234V233H38ZM42 234V233H41ZM17 235V234H16ZM19 235V234H18ZM30 235V234H29ZM35 235V234H34ZM55 235V234H54ZM57 235H59V233L57 234ZM65 234H63V236H64ZM1 236V235H0ZM20 236V235H19ZM25 236V235H24ZM31 236V235H30ZM28 237V236H27ZM27 237H26V239H27ZM107 237H108V235H107ZM151 237V236H150ZM13 238V237H12ZM20 238H22V237H20ZM32 238V237H31ZM35 238H37V236L35 237ZM55 238V237H54ZM218 238V237H217ZM16 239V238H15ZM17 239H18V237H17ZM24 239V238H23ZM64 239V238H63ZM247 239V238H246ZM12 240V239H11ZM28 240V239H27ZM31 240V239H30ZM34 240V239H33ZM46 240V239H45ZM25 241V240H24ZM38 241V240H37ZM41 241H42V239H41ZM212 241V240H211ZM10 242V241H9ZM13 241H11V243H12ZM20 242V241H19ZM23 242V241H22ZM31 242V241H30ZM35 242V241H34ZM44 242V241H43ZM46 242V241H45ZM80 242V241H79ZM105 242V241H104ZM109 242V241H108ZM193 242V241H192ZM227 242V241H226ZM2 243V242H1ZM1 243H0V245H1ZM28 243V242H27ZM32 243V242H31ZM38 243V242H37ZM42 243V242H41ZM40 243V244H41ZM50 243H52V242H50ZM17 244H18V242H17ZM35 244V243H34ZM39 244V245H40ZM59 244V243H58ZM244 244V243H243ZM6 245V244H5ZM4 245V246H5ZM14 245V244H13ZM24 245V244H23ZM31 245V244H30ZM29 245V246H30ZM62 245V244H61ZM82 245H84V244H82ZM37 246V245H36ZM57 246V245H56ZM64 246V245H63ZM75 246V245H74ZM161 246V245H160ZM7 247V246H6ZM9 247V246H8ZM21 247V246H20ZM38 247L39 246H37V249H38ZM46 247H48V246H46ZM85 247V246H84ZM18 248V247H17ZM27 248H29V247H27ZM35 248V247H34ZM41 248V247H40ZM44 248V247H43ZM152 248V247H151ZM174 248V247H173ZM177 248H179V247H177ZM184 248V247H183ZM247 248V247H246ZM22 249V248H21ZM59 249V248H58ZM91 249V248H90ZM196 249V248H195ZM1 250V249H0ZM18 250V249H17ZM42 250V249H41ZM68 250V249H67ZM66 250V251H67ZM171 250V249H170ZM174 250V252H176L177 251V249H173ZM180 250H181V248H180ZM180 250H179V252H180ZM2 252H3V250H1ZM7 251V250H6ZM27 251V250H26ZM32 251H34V250H32ZM39 251V250H38ZM20 252V251H19ZM37 252V251H36ZM36 252H34V253H36ZM59 252V251H58ZM84 252H86V251H84ZM119 252V251H118ZM217 252V251H216ZM6 253V252H5ZM21 253H23V252H21ZM33 253V252H32ZM39 253H40V251H39ZM57 253V252H56ZM172 253V252H171ZM178 253V252H177ZM11 254V253H10ZM24 254V253H23ZM22 254V255H23ZM30 254H31V252H30ZM76 254V253H75ZM193 254V253H192ZM2 255H3V253H2ZM32 255V254H31ZM38 255V254H37ZM48 255V254H47ZM53 255V254H52ZM61 255V254H60ZM73 255V254H72ZM106 255V254H105ZM174 255V254H173ZM17 256H18V254H17ZM21 256V255H20ZM40 256V255H39ZM42 256V255H41ZM2 257V256H1ZM0 257V260L3 258H1ZM53 257V256H52ZM56 257V256H55ZM70 257V256H69ZM86 257V256H85ZM220 257V256H219ZM12 258V257H11ZM22 258V257H21ZM65 258V257H64ZM68 258V257H67ZM5 259V258H4ZM44 258H42V260H43ZM62 259V258H61ZM23 260V259H22ZM56 260V259H55ZM182 260V259H181ZM206 260V259H205ZM19 261H20V259H19ZM18 261V262H19ZM58 261V260H57ZM100 261V260H99ZM1 262V261H0ZM3 262H4V260H3ZM17 262V263H18ZM22 262V261H21ZM27 262H28V260H27ZM52 262V261H51ZM170 262V261H169ZM25 263V262H24ZM43 263V262H42ZM54 263H55V261H54ZM61 263V262H60ZM82 263V262H81ZM5 264V263H4ZM56 264V263H55ZM67 264V263H66Z\"/></svg>",
	"mask_w": 264,
	"mask_h": 264
}]
</instances>
